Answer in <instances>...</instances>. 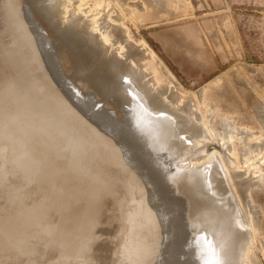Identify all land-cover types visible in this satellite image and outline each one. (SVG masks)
<instances>
[{
    "label": "rangeland",
    "instance_id": "obj_1",
    "mask_svg": "<svg viewBox=\"0 0 264 264\" xmlns=\"http://www.w3.org/2000/svg\"><path fill=\"white\" fill-rule=\"evenodd\" d=\"M36 1L39 4L36 3L35 0H33L32 2L37 4V5L35 4V6L39 7L38 9L36 8L38 11L40 10L39 12H37V10L33 9V8H35V6L33 5L34 3L32 4L31 0H26V1L25 0L24 1L16 0V2H15V0H0V65H2V66H0L2 68V69L0 68V76H1L0 77L1 78V80H0V91L2 90L1 92H3L4 96H6L5 97L6 99H5L3 97V95L0 93V96H1L0 102H2L5 106L9 105L7 107H5V106L3 107V106H1L2 103H0V108H2L0 110L1 111L0 123L2 124V125L0 124V136L2 137V139L0 137V244L2 245V246H0V251H1V253H0V264H28V263L29 264H48L49 262L51 264H106V263H108V261L110 264H112L113 262H114V264H123V263L124 264H127V263L133 264V262H134V264H202L201 263L202 260H200V257H199L200 254L198 255V252H197L199 250V248L201 247V244H199L200 247L198 248V242L195 241V240H197L196 235L191 234L192 231H195L193 229L194 228L193 225L195 224L194 223L195 218L198 219V217L196 215H198V216L201 215V218L203 217V215L210 216L209 220L212 219L211 223H214L215 225L217 224L215 226V228H217V231H220L219 228H224L225 225H228L227 221H229L230 223L233 224L232 225L233 228H230L231 234L229 236H225V235L219 236L218 235L219 236L218 241H216V244H214V246L212 247L213 253H211V254L214 256L208 254V255H205V257H208V258L212 257L211 261H213L212 259L215 258L216 256H217L216 258H218L219 255L221 256V254H219V252H217V251H220V250L222 251L224 248H226L229 251L228 256L230 258H233L234 256H236L234 254L237 253L236 251L238 250V247H239V245H238L239 240H242V238L244 240L246 238L248 247H246L242 251L243 252L242 255L244 256V258L246 256V258L245 259L243 258V260L241 259L242 260L241 264L243 261H244L243 264H264V189H263L264 177L262 178V176L264 175V172H263L264 171V168H263L264 164H262V163L259 164V162L262 159H263V161H261V162L264 163V158H263L264 157L263 156L264 155V153H263L264 152V143L262 144V142L264 141V129H263L264 128V122H263L264 121V117H263L264 116V109H263L264 106H262V105H264V101H263L264 100L263 99L264 98V0H176V2L174 0H171L172 2H169V3H168V1H170V0H158V1L157 0H85V1L84 0H71V4L74 3L75 5L70 4L73 7V8L71 7L70 9H78L79 7L75 8L76 5L78 6L81 4L80 5L81 8H79V10H81L83 13L84 8H85V12H84L85 17L83 14H81V11L78 10V12L76 11L78 13V15H75L76 13L74 12V17L72 20L79 22V23L81 20V24H83L84 21L86 22L89 20H91V21L95 20L94 25H98L97 27L99 28L98 29L96 26H94L92 28V30L95 33L91 29H88V31H87V29H84L82 27H81V31H80V24L72 25V23H73V22H71L72 20L68 21L70 24L65 22V24H67L68 27L67 26L65 27V25H59L58 20H56V17L58 15H54V14H57V12L52 11V10H55V8H54L55 4L66 2V1L69 3L70 2L69 0H57V1H55V0H36ZM47 1L48 2L50 1L52 3H50V2L48 3ZM14 2H15V4H14ZM167 3L169 5H167ZM27 4H28V7H27ZM49 4L52 7L49 8ZM24 5H25V7H24ZM32 6H34V7L32 8ZM158 6L160 8L157 9ZM26 7L28 8V10ZM30 9H31V12H30ZM86 10L88 11V14H87ZM22 12L24 14H22ZM53 12H54V14H53ZM29 13H30V15H29ZM35 13H36V15H35ZM38 13H41V14H38ZM42 14L45 18L44 20L45 21L47 20V22L49 23V28L52 27L50 22H53L52 23L53 24L52 29H54L56 31L54 33V32L49 30L47 32L48 33L47 36L54 38V39L57 36L58 37L60 36L59 38L64 36V41L67 42V45H69L68 48H70L72 51L71 57L72 58L74 57V59H73L74 62L72 60V65H70L69 62L65 64L66 67L64 64L61 65L64 62V60H62V58H60V57H64V56L60 55V53H63L62 47L60 48L61 49V51H60V49H58V47L56 46V48L59 50V52L56 48H55V50L53 49L55 51V52L53 51L54 53H51L52 51L50 52L49 48L51 46H54V44L52 43V41L46 40V36H45L46 34H45L44 29H47L46 28L47 22L45 23L46 27H43L44 23L42 21L40 23ZM89 14L91 15V17ZM32 15H33V17H32ZM82 15H83V17H82ZM92 15L95 18H92L93 17ZM37 16H39V19H37ZM75 16L77 17L76 20L74 19ZM88 16L90 18H88ZM34 17H35V19H34ZM96 18H98L97 21H99V19L100 20L103 19V20L100 21V23L99 22L97 23ZM32 19L35 22H33ZM42 19H43V17H42ZM48 19H49V21L50 20L51 21L49 22ZM113 22H114V24H113ZM111 23H112V25H111ZM115 23H117V24H115ZM27 24H28V26H27ZM104 24H106V25H104ZM29 25H31L33 27V30H30L32 27H30ZM50 25H51V27H50ZM118 25H121V26H118ZM37 26H38V28H37ZM72 26H74V27L72 28ZM109 26H110V28H109ZM104 27H105V29H104ZM74 28H76V29H74ZM77 28H79V29H77ZM95 28L99 32H96L97 30L95 31ZM66 29H68V30H66ZM106 29L107 30L109 29L110 31L111 30L112 31L109 32V30H108L106 32ZM118 29H120V30H118ZM121 29H122V31L124 30V32H122ZM37 30H39V31H37ZM70 30L72 32H70ZM84 30H86V31H84ZM57 31L59 34L57 33ZM78 32H80V34ZM89 32H90V34H89ZM105 32H106V34H105ZM76 33L79 34L80 37ZM101 33H104L105 36H108L110 34L111 36L109 35V38H108L109 41L108 40L107 41L102 40V38H100L101 36L99 35ZM107 33H108V35H107ZM121 33H124V34H121ZM52 34H55V35L52 36ZM120 34H121V36L124 35V37H121ZM112 35L116 36L117 38L113 37ZM92 36L94 38H92ZM35 37L38 38L37 42H36ZM78 37H79V41H78ZM73 38H76V41ZM80 38H81V40H80ZM111 38L114 40H112ZM123 38H125V39H123ZM126 38L127 39L129 38V39L127 40ZM89 39H91L92 41ZM98 39L99 40L101 39V41H97ZM41 40L43 41V43ZM44 40H45V42H44ZM55 40H57V38ZM110 40L113 42H111ZM122 40L124 41V43L123 42L121 43ZM126 40H127V42H129V40H130V42L131 43L133 42V43L127 44ZM85 41H87V42H85ZM103 41L107 42V43H104ZM117 41L120 43V45L122 44L123 47L120 46ZM142 41L145 42L146 45L153 51L155 58L163 65L162 67L165 68L170 73V75L174 78V80L172 79V82H174L173 84L175 86L172 84V82L170 85H168L167 83H166V85H164L165 83H162L163 85L162 84L158 85V83L156 84L155 82L152 83L153 80L154 81H156V80L154 79L153 71L152 70L150 71V69L154 68V70H156V76H157L159 74L157 71L158 66H156V64L153 62L149 63L148 61H145V60H144L145 62L142 61L143 59H141V58H143L142 57L143 53H142L141 49L138 47V45ZM77 42H80V43H77ZM83 42L85 44H83ZM109 42H111L110 45H109ZM115 43L118 44V47H119L118 51H120L121 54L118 51H116L115 48L117 46H115V45H117V44H115ZM125 43L127 46L125 45ZM135 43H137L136 47H135ZM42 44H44V45H42ZM79 44L80 45L82 44V45L80 46ZM106 44L108 45V47ZM76 45L77 46L79 45L78 46L79 48L82 46L83 47L79 51V48ZM125 46L127 49L125 48ZM70 49H69V51H70ZM125 49H126V51H125ZM88 50H90L89 52H91V53H89ZM110 50H111V52H110ZM114 50L116 52H118L117 53L118 56L119 55L121 57L123 56V58H121L119 56L120 57V59H119V57L116 56L117 54L115 53ZM130 52L133 54H131ZM140 52L142 53L141 55H139ZM82 53L84 55H86L85 56L86 58L84 57V60H83V55H81ZM112 53L115 56H113ZM93 54L95 56H93ZM101 54H103V55H101ZM96 55H97V58H96ZM46 56H48V58ZM54 56L57 58V60H58L57 62H56V60H54V59H56ZM58 56H60V57H58ZM107 56H109V59ZM132 56H134L135 58H133ZM51 57L53 58L54 61L52 60ZM103 57L105 60H103ZM110 57H112V59ZM116 57H117V59H116ZM85 59H86L87 63L85 62ZM122 59H124V60H122ZM128 59H129V61H128ZM132 59H133V62H132ZM49 60H51V61L49 62ZM140 60L142 61V63L143 62L145 63V64L144 63L143 64L145 65L146 68L147 67L150 68L149 70H147L145 68V70H147L146 71L147 74L145 72H143L145 70H142V68L144 66H143V64L140 63ZM61 61H63V62L61 63ZM75 61H76V63H75ZM91 61L92 62L94 61V63H96V64L91 63ZM134 61H136L137 64L140 63V66H142L141 70L139 71V75L141 76V78H140V76H138V73H135V71L132 68L133 65H131V62L135 64ZM123 62H125V63H123ZM77 63L79 66H77ZM75 64H76V69L74 68ZM99 64H101V65L99 66ZM161 64H159V65L161 66ZM67 65H69L71 68ZM85 65H87L86 69H85ZM92 65H94V66H92ZM106 65H108V66H106ZM63 66H64V68H63ZM125 66H126V68H125ZM3 67H5L6 69ZM53 67H54V69H57V70H55V72H54ZM155 67H157V68H155ZM66 68H68L70 70H68V72H67V70L65 71ZM77 68H79L78 71H77ZM88 69H89V72L91 71L92 77L89 75L90 73L88 72ZM96 69L98 70V72ZM127 69H128V71H127ZM12 70H15V72ZM4 71H6L7 73ZM71 71H73V72L75 71V72L73 73ZM79 71L84 73L86 76L84 74L80 73ZM119 71L120 72H124V71L129 72V74L131 73V74H134V76H136L135 80H136L137 85L141 88L143 93H145V94L148 93L147 95H149L148 99L146 101V102H148L147 103L148 105L145 103H142V102H144L143 99H142V101H141V99H139L140 101L136 100V99L135 100L134 99L133 100L128 99L129 102L126 100L127 103L125 101V98H122L123 100H121V96H119L120 93H118L117 91H115L113 88L110 87V83L112 81H115L114 78L118 74ZM141 71H142V73H141ZM12 72H14V73H12ZM66 72L68 74H71V75H68ZM115 72H116V74H115ZM77 73L80 74L81 80H80V77H78L79 75ZM99 73H100V75H98ZM76 74L78 76H76ZM6 75H8V77ZM62 75L64 78L62 77V79H61ZM93 75L95 77H93ZM142 75L144 77L147 76V77H145L146 79L143 78ZM9 76H10V79L12 78V80L9 79ZM11 76H14V77H11ZM87 76H89V79L87 78ZM96 76L97 77L100 76V77L97 78ZM148 76L150 79L148 78ZM159 76H157V78H159ZM218 76H219L220 81H218L217 83H214L213 85H210L206 90H204V91L202 90L201 86L203 87L204 85L208 84L209 82H211L214 78H216ZM83 77L86 78L85 80L87 81V84H86V82L82 84V82L85 81V80H82ZM75 78H77L79 80H77V79L75 80ZM91 78L92 79L97 78L96 82L100 81L98 83L99 85H97V86L94 85V84H96V82L94 81L95 79L92 80ZM64 79L67 83L64 82ZM90 80L92 81V87L89 86ZM144 80H145V82H146V80H150L149 83H151V86L148 84H145ZM12 81H13V83H12ZM79 82H80V85H79ZM142 82H143V85H141ZM31 83H33V85H34V88L32 89L33 91H30L31 88L33 87ZM103 83H105L104 86H103ZM5 84H6V86H5ZM15 84H17V85H15ZM84 84H86V85H84ZM154 84L159 86L158 87L159 92L157 91V86ZM144 85H146V86H144ZM172 85H173V87H172ZM26 86H28V87H26ZM68 86H70V88ZM100 86H101V88H103L104 91L102 89H100ZM161 86L162 87L164 86L165 88L164 87L162 88ZM5 87H7V88L11 87L13 90L11 91L9 89L10 91H8V89ZM29 87H30V90L28 89ZM84 87H85V90H84ZM94 88H95V91L92 90ZM144 88H146L147 90L146 89L143 90ZM150 88H151V90H150ZM3 89L6 90V92ZM64 89H65V91H66V89H69V90H67L65 93ZM90 89H91V91H90ZM106 89H108V90L110 89L109 91L112 90L113 92L112 91L108 92ZM148 89H149V91H148ZM166 89H167V91H166ZM14 90L17 92V94L19 93L18 97L12 96L14 94L16 95V92ZM23 90L25 91V93L27 92L28 94L27 93L25 94L23 92ZM101 90L103 91V93ZM161 90L163 91V93ZM173 90H175L176 92L174 91V93H173ZM183 90H186V91H183ZM199 90H202V91H199ZM35 91L37 92L36 93L37 95L34 93ZM44 91H45V93L41 95V93H43ZM87 91L90 92V94H88ZM92 91H93V93H92L93 95L91 94ZM105 91H107V92H105ZM144 91H146L147 93ZM187 91H190L189 94ZM197 91H198V94L200 92H201L200 95L203 94L202 96L199 95V97H201V98H199V97L197 98L196 96H198V95L193 93V92L197 93ZM11 92H12V94H11ZM21 92H23V93H21ZM59 92L60 93L62 92V94H60ZM86 92H87V94H86ZM94 92H95V96H94ZM178 92H180L179 93L180 95H178L179 97L177 96ZM182 92L184 95L181 94ZM6 93H7V95H5ZM101 93L104 95L107 93L105 95L106 98L109 97L107 99H110L111 97H112L111 99H113L115 101H116V99H117V101L120 99L119 101H121V102L118 101L119 102L118 104H119V106H120V103L123 104V105H121L123 107V110L120 109L122 107L116 108V106H115V111L117 113L114 111V108H113V113H111L112 107H114V105L112 106V104H111L112 101L106 100L107 106L111 102L110 103L111 106L109 104V111H110V108H111V111L107 112L108 107L105 104V100H104L105 97H102L104 95H102ZM108 93L112 96L110 97V95ZM157 93H158V96H156ZM166 93H168V94H166ZM170 93H171V96H170ZM9 94H11V96ZM57 94H59V95H57ZM191 94H192V96H191ZM194 94L196 96H194ZM26 95L30 96V97L28 96L30 101L27 100L28 97H26ZM40 95L41 96L44 95V97H41ZM49 95L53 96V97L49 98L50 97ZM54 95L57 96V98L60 97V99L55 98ZM174 95H176V96H174ZM7 96H9L11 98H8ZM39 96L41 98H39ZM45 96L49 100L54 99V101H59L60 103L59 102H52L53 100L51 102L50 101L48 102V101H46L48 99L45 98ZM183 96H187V97H183ZM19 97L20 98L22 97V99H20ZM23 97H25L24 100L26 99V101L28 103H26V102L24 103ZM94 97H98V98L94 99ZM99 97L102 101L99 100ZM161 97H164V98H161ZM190 97H192V98H190ZM3 98H4V100H3ZM18 98L20 99V101L21 100L23 101V102L21 101L22 105L24 103L23 106L25 108H27L28 111L24 108H23L24 110L22 109L23 111L20 110L22 105H20L21 103H19L20 101ZM114 98H116V99H114ZM165 98L167 101L165 100ZM178 98H179V100H178ZM180 98L181 99L184 98L185 101L182 100L183 104L180 101ZM9 99H12V101ZM43 99H45V100H43ZM62 99H63V101H62ZM162 99H164V100H162ZM170 99L172 100V102ZM191 99H192V101H191ZM6 100L8 103L5 102ZM79 100H81V101H79ZM186 100L189 102V104H187L188 102ZM82 101H83V103H82ZM161 101H163V102H161ZM165 101L168 102V104L164 103ZM173 101H176V102H173ZM260 101L262 104L260 103ZM10 102H12V103H10ZM13 102H15L17 104L19 103L18 106ZM46 102H48V103H46ZM98 102H100L99 103L100 106H99ZM153 102H154V104H153ZM169 102L171 104H169ZM61 103L65 104V105L62 104L64 107L61 105ZM81 103L83 105H81ZM101 103H103L102 106H101ZM130 103L132 105H135L136 108L134 111H133L134 106H132V108H130V109L128 108L131 106ZM172 103L175 105H172ZM179 103H181V107L183 108V110L186 108L184 111L180 110V112H182V113H179V109H177L178 107H180ZM12 104H14V105L10 106ZM43 104H46V105H43ZM118 104H117V107H118ZM141 104L142 105L144 104L143 108H142ZM151 104H153V105H151ZM165 104H167V105H165ZM176 104H178V105L176 106ZM185 104H187V105H185ZM191 104H193L195 109H193V110L191 109V108H193V106L190 107ZM124 105H126V109H124ZM188 105H190V106H188ZM195 105H197V106H195ZM14 106H15V108L17 106V108L19 110H16L14 108ZM154 106L155 107L163 106L166 111L170 110L172 112V114H171L172 117L170 116L171 118L175 119L176 121L180 119L183 122H185V124L187 123L186 125H187L188 129H186L184 132V134L187 137L184 134L182 135L184 137H183V141H180V146L179 145L174 146V144H177L178 142L176 143L174 140L173 141L174 143H173L171 140H169L170 137H169V139L166 137L165 140L160 142L162 145L165 143V145H166L165 147L169 151H172V156H170L168 154V151L167 152L165 151L166 150L165 147H163V146L160 147V143L157 146L158 149H160V150H158L156 148L153 149V145L156 147V145H157L156 140L159 139L157 137L158 134H154L155 132L153 133V130L151 132L149 128L147 129L146 127H144L143 128L144 130L142 129V132L147 130V132L145 134V132L142 133L141 130L138 129L139 127L137 128L138 125H135L134 122H129V118L134 117L133 119L134 120L136 119L135 121L141 119L144 122L149 121L147 123H149V124L151 123V125H153V126L155 125V123L157 125L159 124L158 127H161L163 130H168L171 127H173L175 124L171 125V123H172L171 120H169L167 122L166 119H164V116L159 117V116L155 115V112H154L155 110H153L154 114H153V112H151L152 109L155 108ZM9 107H11V109H13L14 111L16 110V111L12 112L11 109H8ZM171 107L172 108L175 107V108L172 109ZM188 107H190V108H188ZM5 108L7 110H10V112L9 111H8L9 113L6 112ZM91 108H92V110H91ZM127 108L131 111H129ZM259 108H262V110ZM36 109H39V110H37L38 116L36 114L37 113ZM150 109H151V111H150ZM196 109H197V112H199V113L196 112ZM3 110H5L4 113H3ZM121 110L124 111V113H127V111L125 112V110H128L129 112H128V114H124V113H122ZM139 110H140V112H139V114H137L138 112H136V111H139ZM148 110L151 112V114L150 113L149 114L152 116L148 115V112H149ZM172 110H174V111H172ZM190 110H192V111H190ZM18 111H20V112H18ZM71 111L73 114L71 113ZM132 111L136 112V113H134V115L137 114L136 115L137 118H136V116H133ZM206 111H208L207 112L208 115H207ZM5 112L7 113L8 116L6 115ZM24 112H25V114L23 116L22 114ZM26 112H27V115H26ZM92 112H94V113L92 114ZM114 112L118 115V117L114 114ZM175 112H176V114H175ZM20 113L22 116L20 115ZM28 113H30L34 117H32L31 115L28 116ZM49 113H50V115H49ZM90 113H91V115L88 116ZM129 113L131 114L130 115L131 117L129 116ZM187 113H189V114H187ZM2 114H4V115H2ZM45 114L46 115L48 114L50 117L48 115L44 116ZM122 114H123V118H125L126 123H124V121L121 122V120H119L120 115H122ZM140 114H141V117L145 116L147 119L145 120L144 119L145 117H143V119L141 117H139ZM191 114L192 115L197 114L196 116L193 115L195 120H194V118H192L193 116L189 117V115H191ZM209 114H210V116H209ZM256 114H257V116H256ZM5 115L7 116V118L9 117V115L11 117L8 120H6V118H4ZM125 115L126 116L128 115L129 117H124ZM54 116H55V118H53ZM149 116L153 117L154 119L152 120ZM199 116L201 117V119ZM260 116L262 119L260 118ZM29 117H31V118H29ZM48 117H49V119H48ZM67 117H69V118L71 117L70 118L71 120L69 121V118L67 119ZM114 117L116 120L114 119ZM196 117H199V119ZM212 117H213V119H212ZM2 118H4V119L2 120ZM56 118H58V121L54 120ZM64 118H66V119H64ZM123 118H122V120H123ZM59 119H61V120L59 121ZM62 119H64V121ZM155 119L159 120L158 123L156 122L157 120H155ZM196 119H198L199 121ZM5 120H6L7 125H5V122H4ZM16 120H17V122H16ZM44 120H48L49 123H48V121H47V123L49 125H47L46 121H44ZM53 120H54V122H52ZM65 120L67 122H71V123L76 124L77 126L76 125H74V126L77 129L80 128L81 130L80 129L77 130L76 128L74 129L73 128L74 126H72V128H71V123L68 124L70 127H67V125L64 123H63V125H66V126H63L61 122H66ZM132 120H130V121H132ZM160 120H163V121H160ZM7 121H9L10 124ZM18 121H20V124ZM41 121H42V123H41ZM43 121L46 124L44 126L45 129L43 126H42L43 128L41 127V125H43ZM96 121H98V122L95 123ZM194 121H197V122H194ZM15 122H16V124H15ZM21 122H22L23 126H22ZM127 122H129L128 123L129 125H127ZM166 122H167V124H166ZM198 122L199 123L201 122L200 123L201 126H200V124H197ZM224 122H226V123H224ZM11 123H12V125H11ZM24 123H25V125H26V123H28V124L30 123V124L29 125L27 124L25 127ZM39 123H41V124H39ZM50 123H52V125L56 126L55 130L52 129L53 126ZM57 123H59V124L61 123V126ZM130 123H131V125H130ZM133 123L136 126L135 127L136 131L133 128L134 126H132ZM168 123H169V125H168ZM195 123H196V125H194ZM220 123L224 126V129H223V126H222V128L219 127V126H221ZM56 124L59 126H57ZM138 124L140 125V123H138ZM10 125L11 126L14 125L13 128L12 127L10 128ZM20 125L22 128L25 127L27 130H28V126H29V130L27 131L26 129H22L21 127H19ZM30 125H32V127ZM33 125L35 126V128ZM38 125H39V127H38ZM2 126H4L5 128H3ZM15 126L18 127L17 128L18 130L16 129ZM49 126H52V128ZM129 126H131L130 127L131 129L129 128ZM188 126H191L192 129H190V127H188ZM36 127L39 130V132L37 131ZM58 127H59V129H60V127H63V128L61 130H59ZM64 127L67 129H64ZM163 127L164 128L167 127L168 129L167 128L164 129ZM126 128L130 129V130H127ZM145 128H146V130H145ZM216 128L218 130L219 129H221V130L216 131ZM5 129H6V131L10 129L9 130L10 132L7 131L6 133H4ZM12 129H14L16 131H13ZM20 129H21V131H20ZM209 129L210 130L212 129L211 131H213V132H211ZM2 130H3V132H2ZM31 130H33V131H31ZM34 130H35V132H34ZM44 130L46 131L47 135H49V137H47L45 132H42ZM47 130H50L52 132L51 133H50V131L47 132ZM63 130H64V132H62ZM69 130L70 131L72 130L73 132H70ZM75 130L81 131L80 133H82V135H83V137H82V135L80 134L79 137L81 139L77 138L79 135V132L77 133V131L75 132V133H77L76 134L77 137H76V135H71L72 133L75 134L74 133ZM137 130H139V131H137ZM17 131H18V133L15 134V132H17ZM24 131H26L27 133ZM30 131H31V133H30ZM149 131L151 133H153L156 136V138L153 135H149V133H150ZM189 131L191 132V133H189L190 135L187 134ZM19 132H22L23 134L26 133V134L23 135ZM136 132H138V134ZM139 132H140V134H142V137L139 134ZM10 133L13 134V136ZM60 133H64V134L60 135ZM132 133H134V134H132ZM205 133H207V135ZM209 133H213L215 135H213V134L209 135ZM230 133H231V135H230ZM8 134H10V135H8ZM50 134L53 136H51ZM147 134L151 138L154 137L156 143H152V142H154L153 138L151 140H148V139H150L149 136H148V139H146L145 137L147 136ZM199 134H201V135H199ZM203 134L206 135L205 138L203 137ZM221 134H222V136L224 135V137H221ZM43 135L47 138H45ZM63 135H64V137H63ZM144 135H145V137H144ZM197 135H199V136H197ZM229 135L232 137L231 139H230V137H227ZM21 136L22 137L26 136V138H24V137L21 138ZM207 136L208 137L210 136V138L208 139ZM214 136H217V137H214ZM260 136L262 138H260ZM10 137H11V139H10ZM69 137L71 139H69ZM75 137H76V139H75ZM138 137H140V139L142 138L141 139L142 141H140V139ZM218 137H221V138H218ZM3 138H7V139L4 140ZM82 138H83V140H82ZM136 138H138V139H136ZM144 138H145L144 141L145 142L147 141L146 143L143 141ZM184 138H186V140ZM190 138H193V139H190ZM200 138L207 139L208 141L206 143H205L206 140H204V142H202L203 140ZM212 138H213V140H211ZM214 138H216V140ZM225 138H226V140L224 142V140H222V139H225ZM45 139H47L48 142ZM219 139H221V141ZM244 139H246V140L250 139L252 142L249 140L250 141V143H249V141L247 140V142H248L247 143L246 140H244ZM260 139L262 140V142ZM72 140H74V141L77 140L76 142H78V144L79 143H81V144L77 145V143H76V145H77V147H76L75 142ZM78 140H80V141H78ZM181 140H182V138H181ZM192 140H195V141L192 142ZM196 140H198V141L200 140L199 146L196 145L198 143V141H196ZM210 140H211V142H210ZM212 141H214V142H212ZM218 141H220V142H218ZM228 141H229V143H227ZM243 141L245 143H242ZM137 142H140V143H137ZM195 142H197V143H195ZM221 142H223V144H221ZM73 143H74V145H72ZM118 143H119V145H118ZM182 143H183L182 148L185 147V149H183V151L180 148L182 146ZM185 143H186L187 147L185 146ZM201 143H204V144L201 145ZM207 143H209V144H207ZM26 144L28 145V147L31 146L30 148H32V149L29 148L30 151H29V149H27L28 147L26 146ZM148 144H150V145H148ZM215 144H220L221 146H219V145L217 146ZM248 144L249 145L251 144L250 147L247 146ZM253 144L255 145V147ZM145 145L146 146L148 145L147 146L148 148L145 147ZM226 145L228 147H226ZM23 146H26L27 148L23 147ZM150 146L152 147L151 148L152 150L150 149ZM173 146H174V148H173ZM206 146H209V147H206ZM244 146H246V148H244ZM176 147L177 148L179 147L180 151L182 152V155L184 154L183 157H181V153L178 152L179 149L177 151ZM197 147L198 148L200 147V148L198 149ZM205 147L207 149L210 148L207 150L208 153H213L214 151L212 152L211 148L213 149L215 147L214 148L215 151H218V152H220L221 155H223V154L224 155L220 156L217 152H215L216 155L215 154L214 155H210V154L208 155V153L205 151L206 150ZM242 147H243V149H242ZM194 148H197V149L195 150ZM222 148H224V149H222ZM226 148L228 151H226ZM26 149H27V151H26ZM155 149H156V152L152 153L151 151H155ZM175 149H176V151H174ZM216 149H218V150H216ZM220 149H222V150H220ZM244 149L248 150V151H246L247 153L245 152ZM256 149L258 151H256ZM147 150H151V151L147 152ZM157 150H158V153H157ZM187 150H189V153L185 152ZM127 151H128V153H127ZM159 151H161V152H159ZM203 151H205V152L203 153ZM222 151H224V153H222ZM231 151H232V154H231ZM30 152L35 157V159L30 155ZM125 152H126V154H124ZM225 152H227L226 155H225ZM244 152L246 153V155L248 153H250V154L252 153L251 155H254V153H256L257 156L261 154L260 155L261 157L259 156L260 157L259 158L255 155L254 157H251L248 160V158H247L248 155L244 156L245 155ZM257 152H258V154H257ZM122 153H123V155H122ZM176 153L179 156H174V155H176ZM151 154H154L155 156H153ZM158 154H162L163 156L162 155L160 156ZM170 154H171V152H170ZM200 154H201V157H200L201 160H200V158H198L200 156ZM206 154L208 155V161L207 162H206L207 157H206V159L203 158ZM227 154L229 155V157L227 156ZM230 154H231V156H230ZM250 154L248 157H250ZM127 155H129V156H127ZM157 155H158V157H157ZM197 155H198V157L195 158ZM168 156L173 157V159H174V160H172V158H171V161H172L171 164L168 163V162H170L169 161L170 159L166 160L168 158ZM193 156H194V158H193ZM211 156L213 159L212 162L210 161L212 159L211 158L209 159V157H211ZM213 156H215V158ZM216 156L219 158V160L221 158L220 161L217 160L219 164L223 162L222 165L220 164L221 166L218 165V163H216L217 165L214 164V162L216 161L215 159H217ZM130 157H131V159L133 158L132 161H131ZM154 157H156V159ZM175 157H177V158L180 157V158L177 159ZM224 157H225V159H224ZM231 157H233V158H231ZM244 157H245V159L247 158L248 161L247 160L246 161L249 164H247V162H244V160H243ZM36 158L39 159V161H40L39 164H38V162H36V161H38V160H36ZM161 158L165 159L164 161H167V162L163 161L164 164H167V166L163 165L164 168H158V165L161 164L160 163L162 160ZM202 158L205 160L206 163L202 161ZM227 158H229V159L226 160ZM32 159H34V160H32ZM188 159H191V160L193 159V161H192L193 163H191V160L189 162ZM197 159H199L200 161L198 163H195L197 161ZM256 159H258V160H256ZM157 160H158V162H156ZM226 161H228V162H226ZM233 161L235 163H233ZM124 162L126 163V165ZM131 162H132V164H131ZM200 162L202 163V165ZM209 162L211 163V165ZM251 162H252V164H251ZM121 163H122V165H121ZM128 163H129V165H128ZM194 163H195V166H194ZM203 163H205V165ZM253 163L254 164L256 163V164L253 166ZM20 164H21V166H20ZM108 164H110V166H112V164H113L115 169L113 166H112L113 168L108 166ZM172 164H174V165L172 166ZM199 164H200V166H199ZM208 164H209L210 168H211V166L213 167V170L209 169ZM99 165H101V166H99ZM102 165L105 166L106 170H109L111 172L107 171V173H105L106 170L103 169ZM196 165H198V167H202V169L196 168V169L200 170V171H198L195 168L194 169L191 168V167H196ZM206 165L208 166V171L211 172V170H212L214 172V173L209 172V174L211 175L210 178L214 177V179H215V181L214 180L211 181L212 182L211 186L214 187L213 188L214 190L212 191V193L214 194V191H215L214 196L216 199H214V197L212 196L213 194L211 192H208L209 187L203 189V186L201 185V183H199L198 185L195 184V181L197 180L198 176L204 178V176L206 177V175H207V178H209L210 175L207 174L208 173L207 169L205 170ZM214 165H216V166L214 167ZM229 165H231L232 167L231 166L228 167ZM258 165H260V166L258 167ZM19 166H20V169H19ZM40 166L42 167L43 172H42ZM127 166H129L130 168L132 167V168L130 169ZM170 166H172V167H170ZM184 166L185 167L188 166L189 168L186 167L187 169L185 168L183 170ZM226 166L228 168H225ZM108 167H110V169H107ZM203 167H204V171H202ZM216 167H217V169H216ZM43 168H45V169H43ZM111 168L116 170V171L111 170ZM171 168H172V170H171ZM173 168L175 169V171H177L178 174L174 173L175 171ZM190 168H191L190 172L191 173L193 172L195 174H193V173L189 174L190 172L189 171L187 172V170H189ZM232 168L234 169L233 173H232V170H233ZM164 169H167V170H164ZM214 169H216V170H214ZM222 169H223V171L225 170L224 173H222L223 172ZM228 169H229V171H228L229 173L226 171ZM253 169H255V170H253ZM257 169L259 170V172ZM39 170H40V172H42V174L39 172ZM230 170H231L232 178L234 180L230 176L231 175ZM236 170L239 171V173ZM241 170L243 171V173L241 172ZM121 171H123V173H121ZM205 171H206V174H203V173H205ZM116 172H118V174H121V175H119V176H117L118 174L113 175ZM171 172L174 174H172ZM220 172L222 173V175L220 174ZM249 172H251V173H249ZM256 172H258V173H256ZM261 172H263V173H261ZM179 173H182V175H180ZM234 173H236L235 174L236 176L234 175V177H236V179L233 177ZM253 173L257 174V175L253 176L254 175ZM198 174H200V175H198ZM225 174H227L226 178H224ZM239 174H241V176H239ZM248 174H250V175L252 174V176H250ZM144 175H147L148 177L146 178V176H144ZM192 175L194 177L193 181H192V177H191ZM218 175L223 176V178H222L223 180H220L221 176L219 178ZM247 175H248V177L249 176L250 177L248 178ZM15 176H17V178ZM175 176H178V178L179 177L180 178L177 179V177H175ZM245 176L248 179L245 178ZM21 177H22V179H21ZM182 177H185L184 180L186 181V183H185V181H183ZM238 177H239V179H238ZM243 177H244V179H243ZM35 179L36 180L39 179L37 181V183H38L37 189L41 193H44V194L47 193V194H50L51 196L39 194L36 192L35 187H34ZM237 179H238V181H237ZM251 179L254 181L256 180V181L254 183H252L253 181ZM41 180L42 181L44 180V181L42 182ZM45 180H47V181L45 182ZM177 180H182L184 182V184H186V187L188 186V184H189L188 187H190V186L191 187L186 188V187H184L183 182L181 184V181H177ZM227 180H229L230 183L229 182L225 183V181L227 182ZM244 180H246V184H248L247 188L245 187L246 185H245ZM218 181L219 182L224 181V182L219 184ZM235 181L237 182V184L239 181H241V182H239V184H241L244 181L242 183V185L245 188H243V186L239 185V184L238 185L241 186V188H239V186L237 187V184H235ZM249 181H251V182H249ZM187 182H188V184H187ZM231 182H233V183H231ZM262 182H263V184H262ZM96 183H98V184H96ZM100 183H102V184L100 185ZM175 183H178L177 185L180 186L179 187L180 190H181V185H183L182 186V189H183L182 192L179 189H177L178 186H176ZM44 184H45V186H44ZM227 184L228 185L230 184L231 186L232 185H236V186H232V188H230L231 186L229 185L230 186L229 187ZM257 184H259V185H257ZM42 186H43V188H42ZM223 186H225V187H223ZM227 186L234 191L231 190L232 193L229 194L230 190H227L228 189V188H226ZM250 186L253 189H251ZM254 186L256 187V189H254L255 188ZM233 187H237V188H233ZM184 188L186 190H189L190 192L192 191L191 195L197 194L198 197L195 195L194 196L196 198H199V201L197 199V201H198L197 202L195 200L196 198L194 196L190 195L191 197H189V195H188L189 191L187 193V191ZM217 188H219V189H217ZM175 189L178 191H176ZM244 189H246V190L244 191ZM250 190L254 194L251 193ZM253 190H255V191H253ZM183 191H186V192H183ZM223 191H228L227 193L229 194V196L227 193H225ZM239 191H241V192L243 191V193H241ZM200 192H201V194H200ZM205 192L207 194H205ZM235 192H236V194H235ZM244 192L246 193L247 196H244L245 195ZM84 193H86V194L84 195ZM177 193H179V194H177ZM249 193L253 196H251ZM183 194H185V195H183ZM179 195H181V196H179ZM209 195L211 197L210 198L211 200H209ZM243 196H244V198H243ZM178 197L179 198L181 197L180 202H179ZM203 197H204L205 202L203 200ZM227 197L229 200L227 199ZM53 198L58 203V205H59L58 207H57L56 202L53 200ZM193 198H195V199L192 200ZM231 198H233V199L235 198L236 200L235 199L234 200L236 202L241 201L243 199V201H242L243 204H242V202H237V205H236L235 201L233 199H232V202L233 201L234 202L231 203L230 202ZM188 199L191 201V203ZM245 199H246V201H245ZM184 200L189 201L188 204H189L190 212H191L192 216L190 215V212L187 211V210H189V207H188L187 201H184ZM212 200L214 202H211ZM251 200H254V201H252L253 203L251 202ZM47 201H49V202H47ZM181 201H183V203L185 202L184 203L185 205L184 204L183 205L187 206L188 209H187V207L185 208L182 204H180ZM194 201H196V203H198L199 205H197ZM215 201L218 204H216ZM221 201H223V202H221ZM247 201H249V203ZM44 202H45V204H44ZM102 202H103V204H102ZM254 203H256V204L254 205ZM195 204H196V206H194ZM244 204H246L247 208L244 206ZM190 205H192V206H190ZM222 205L224 207H222ZM60 206H62V207H60ZM217 206H218V209H217ZM254 206H255V209H252V208H254ZM108 207L110 210L106 209ZM198 207L201 208V210ZM238 207L241 210H239ZM58 208L59 209L61 208V209L59 210ZM146 208H147V210H146ZM182 208H184V210H186L189 214L186 211H184ZM226 208H227V210H226ZM230 208L233 212H231ZM235 208L241 212H238ZM101 209H102V211H101ZM243 209L244 210L245 209L246 210L251 209V210L248 213L246 210L243 211ZM91 210L92 211L94 210V211L91 213ZM194 210H197L198 213H197V211H194ZM215 210L219 211V213H220V211H224L226 213L228 212V214H226L227 215L226 221H221L222 219L221 220L218 219V217H216V216L219 215V213L218 212L216 213ZM234 210H235V213H234ZM85 211L90 212V213H86ZM106 211H108L109 214H107ZM193 211L196 212V215H194V216H193V214H194ZM199 211H202L203 213L199 214ZM99 212H101L102 214H100ZM146 212H148V214ZM230 212H231V214H230ZM236 212H237V214H239V213H241V214L237 215ZM183 213L185 215L187 213V215L185 216ZM243 213H246V214H243ZM251 213H252V215H251ZM256 213H258V215ZM89 214H91V215L88 216ZM126 215H128V216H126ZM147 215L149 217H146ZM229 215H230V218H229ZM236 215H237V217H239V216H241V217L237 218ZM247 215H248V217H247ZM93 216L98 217V218L97 219L93 218ZM243 216H244V220H246V221L243 220V218H242ZM90 217H91V220H90ZM257 217H259L258 220H257ZM80 218H85V219L81 220ZM124 218L127 220V222ZM135 218H136V220H135ZM139 218L141 220H139ZM222 218H224V217H222ZM59 219H60V221H62L61 222L62 226L60 225ZM77 219L78 220L80 219V220L78 221ZM98 219H99V222H98ZM123 220L125 222H123ZM187 220H189V222ZM232 220H234V222ZM80 221H81V223L84 222V224L86 223L89 226L87 227L86 224H85L86 226L85 225L83 226L82 225L83 223L81 224ZM132 221L133 222L135 221L134 224ZM197 221L199 223V220H197ZM242 221H243V223H242ZM95 222H98L99 224L97 223V226H96ZM100 222H101V224H100ZM190 222H192L193 225ZM186 223L187 224L190 223L189 226ZM200 223L198 225L201 226ZM252 223H253L254 227L252 226ZM91 224H92V226H95V227L90 226ZM246 224H248V225H246ZM59 225H60V228H58ZM104 226H106V228ZM243 226H244V229H243ZM84 227H86L87 229ZM89 227L90 228L92 227L93 230H92V228L89 229ZM99 227L101 229H99ZM189 227L192 228V231ZM255 227H258V228L254 229ZM15 228H17V229H15ZM30 228H31V230H30ZM237 228H238V230H237ZM246 228H248L249 231H247ZM59 229L62 231V233H60L61 231H59ZM188 229H190V232L188 231ZM231 229L234 230V233L237 232L236 233L237 235L233 234V230H231ZM251 229L253 230V232ZM110 230H112L113 235H112ZM133 230H135L136 233ZM93 231H95L96 233ZM102 231H104V232H102ZM139 231L141 233H139ZM143 231H144V233H143ZM241 232L245 233V235L243 234L242 237H241V234H239ZM75 233H76V235H74ZM78 234H80V235H78ZM94 234H96V235H94ZM93 235H94V238H92ZM193 235H194L195 240H193L194 239L192 237ZM234 235H236V236H234ZM238 235H239V238H241V239H239L237 237ZM104 236L106 239L104 238ZM142 236H144V237H142ZM67 237H68V239H67ZM71 237L72 238L74 237L73 240ZM139 237L141 239H139ZM232 237L234 239H232ZM247 237H248V239H247ZM75 238L78 239L77 240L78 242L76 241ZM34 239H36V241ZM111 239L113 241H111ZM236 239L238 241V244H237V241L235 244ZM250 239H251V241H250ZM5 240H6V243H5ZM66 240H68L69 245L66 243ZM99 240L101 241V243H104V240H105V243L101 245ZM40 241H41V243H40ZM95 241L98 244H96ZM107 241H108V243H107ZM122 241H123V243H122ZM143 241H144V243H143ZM192 241H193V244H192ZM32 244H33V246H32ZM56 244H58V245H56ZM61 244H62V246H61ZM191 244L193 245V247L195 249L197 248L198 250H195L193 247H191ZM28 245L30 248L28 247ZM73 245H74V247H72ZM119 245H120V247L117 248V246H119ZM195 245H197V246H195ZM3 246H4L5 250L3 249ZM17 246H18V248H17ZM34 246L36 247V250H35ZM56 246H58V247H56ZM37 247H40V248L37 249ZM111 247H112V249H111ZM121 247H122V249H121ZM235 247H237V248H235ZM123 248H125V249H123ZM137 249H139V250H137ZM234 249H236V250H234ZM157 250L159 252H157ZM42 251L45 254L42 253ZM106 251H107V253H106ZM109 251H111L113 253H111V252L109 253ZM135 252L138 254H136ZM188 252L190 254H188ZM47 253H49V254H47ZM101 254H103V255L101 256ZM106 254H110L108 256L109 258L105 256ZM119 254H120V256H119ZM17 255L18 256L20 255L19 258ZM38 256H39V258H38ZM45 256L47 258H45ZM129 256H131V257H129ZM103 258H105V259H103ZM129 258H132L134 261L132 259H129ZM208 258H207V261L205 259V261H206L205 264H207V262L209 260ZM22 259H24V260L22 261ZM112 259H115V260H112ZM123 259H125V260H123ZM141 259H144V260L141 261ZM33 260H34V262H33ZM211 261L209 260V262H211Z\"/></svg>",
    "mask_w": 264,
    "mask_h": 264
},
{
    "label": "bare ground",
    "instance_id": "obj_2",
    "mask_svg": "<svg viewBox=\"0 0 264 264\" xmlns=\"http://www.w3.org/2000/svg\"><path fill=\"white\" fill-rule=\"evenodd\" d=\"M22 1H24V0H22ZM25 1H26V0H25ZM32 1H33V0H31V2H32ZM55 1H57V0H55ZM69 1H70L69 3H68L67 1H66V2H62V1H61L62 3L55 4V7L53 6V7L55 8V10H52V9H51L52 11H56V12H57V14H54V12H53V14H54V15H58L57 17H58L59 19L56 17V20H58L59 25H65V27L67 26V24H65V22L69 23L68 21H69V20H72L73 17H74V12L76 13L75 15H78L77 12H78L79 8H81V7H80L81 4H80V5H78V6L76 5V7H75V8H78V7H79L78 9H70V8L72 7L71 5H73L74 3L71 4V0H69ZM84 1H85V0H84ZM157 1H158V0H157ZM174 1L176 2V0H174ZM15 2H16V0H15ZM15 2H14V4H15ZM35 2L38 3L36 0H35ZM47 2H48V1H47ZM49 2H50V1H49ZM49 2H48V3H49ZM169 2H172V1L170 0V1H168V3H169ZM24 3H25V2H24ZM28 3H29V2H28ZM33 3H34V2H32V4H33ZM36 3H34L33 5L35 6ZM50 3H52V2H50ZM55 3H56V2H55ZM160 3H161V2H160ZM168 3H167V5H169ZM29 4H30V3H29ZM38 4H39V3H38ZM70 4H71V5H70ZM187 4H188V3H187ZM17 5H18V4H17ZM36 5H37V4H36ZM74 5H75V4H74ZM160 5H161V4H160ZM167 5H166V6H167ZM34 6H32V8H33ZM24 7H25V5H24ZM27 7H28V4H27ZM27 7H26V8H27ZM50 7H52V6H50V4H49V8H50ZM162 7H163V6H162ZM184 7H185V6H184ZM184 7H183V8H184ZM36 8L38 9L39 7H38V6H37V7L35 6V8H33V9H34V10H37ZM72 8H73V7H72ZM104 8H105V7H104ZM158 8H160V7L158 6L157 9H158ZM166 8H167V7H166ZM181 8H182V7H181ZM24 9H25V8H24ZM27 10H28V8H27ZM103 10H104V9H103ZM39 11H40V10H39ZM39 11L37 10V12H39ZM76 11H77V12H76ZM79 11H81V10H79ZM161 11H162V10H161ZM27 12H28V11H27ZM30 12H31V9H30ZM56 12H55V13H56ZM84 12H85V8H84ZM84 12L82 13V11H81V14H83L84 17H85ZM86 12H87V14H88V11H87V10H86ZM79 13H80V12H79ZM154 13H155V12H154ZM22 14H24V13L22 12ZM38 14H41V13H38ZM87 14H86V15H87ZM29 15H30V13H29ZM35 15H36V13H35ZM83 15H82V17H83ZM89 15H90V14H89ZM23 16H24V15H23ZM41 16L43 17V19H42V17H41L40 23H41V21H42V22L44 23V26H43V27H46V26H45V23L47 22V20H46V21L44 20L45 18H44V16H43V14H42ZM92 16H93V15H92ZM32 17H33V15H32ZM46 17H47V16H46ZM90 17H91V15H90ZM90 17L88 16V18H90ZM102 17H103V16H102ZM70 18H71V19H70ZM76 18H77V17L75 16L74 19L76 20ZM92 18H95V17L93 16ZM34 19H35V17H34ZM37 19H39V16H37ZM46 19H47V18H46ZM83 19H84V18H83ZM83 19H82V20H83ZM32 20H33V19H32ZM87 20H88V19H87ZM97 20H98V18H96V21H97ZM102 20H103V19H102ZM102 20L99 19V21H97V23H98V22L100 23V21H102ZM106 20H107V19H106ZM26 21H27V20H26ZM37 21H38V20H37ZM44 21H45V22H44ZM48 21H49V19H48ZM50 21H51V20H50ZM50 21H49V22H50ZM108 21H109V20H108ZM33 22H35V21L33 20ZM71 22H73L72 25H75V24L78 25V24H80V31H81V27L84 28V29H87V31H88V29H91V30H92V28H93L94 26H96V27L98 26V25H94L95 20H94V21L89 20V21H86V22L84 21V23L82 22L83 24H81V20H80V23H79V22H76V21H74V20H72ZM50 23H51V25H52V27H53V24H52L53 22H50ZM104 23H105V22H104ZM29 24H30V23H29ZM35 24H36V23H35ZM69 24H70V23H69ZM106 24H107V23H106ZM106 24H104V25H106ZM108 24H109V23H108ZM113 24H114V22H113ZM115 24H117V23H115ZM36 25H37V24H36ZM36 25H35V26H36ZM46 25H47V27H46L47 29H44L45 34H46V35H45V36H46V40H47V41H52V43H53L54 46H55V47H54V46H51V47L49 48V49H50V52L52 51L51 53H54V52H55L54 50H55L56 46L58 47V49H60V48L62 47V49H63L62 52H63L64 54H63V53H60V55H62V56H64V57H60V56H58V57L62 58V60H64V62L61 61V63L63 62L61 65H63V64L65 65V64L68 63V62H69L70 65H72V60L74 59V57H73V58L71 57V53H72V51H71L70 48H68L69 45H67V42L64 41V36L61 37L62 39L59 38L60 36H59V37L57 36V37H56L57 40H55L56 38L54 39V38H51V37L47 36V35H48L47 32H48L49 30L52 31V32H54V33H55L56 31H55L54 29H52L51 25H50L51 28H49V23H48V22L46 23ZM111 25H112V23H111ZM27 26H28V24H27ZM29 26L32 27L31 25H29ZM70 26H71V25H70ZM100 26H101V25H100ZM100 26H99V27H100ZM113 26H114V25H113ZM115 26H116V25H115ZM118 26H121V25H118ZM54 27H55V26H54ZM67 27H68V26H67ZM73 27H74V26H72V28H73ZM76 27H77V26H76ZM78 27H79V26H78ZM28 28H29V27H28ZM35 28H36V27H35ZM37 28H38V26H37ZM48 28H49V29H48ZM97 28H98V27H97ZM109 28H110V26H109ZM118 28H119V27H118ZM121 28H122V27H121ZM51 29H52V30H51ZM74 29H76V28H74ZM77 29H79V28H77ZM98 29H99V28H98ZM102 29H103V28H102ZM104 29H105V27H104ZM30 30H33V27H32ZM53 30H54V31H53ZM56 30H57V29H56ZM66 30H68V29H66ZM96 30H97V29L95 28V31H96ZM108 30H109V29H108ZM108 30L106 29V32H107ZM115 30H116V29H115ZM118 30H120V29H118ZM34 31H35V30H34ZM37 31H39V30H37ZM37 31H36V32H37ZM84 31H86V30H84ZM92 31H93V30H92ZM101 31H102V30H101ZM111 31H112V30H111ZM111 31L109 30V32H111ZM121 31H122V29H121ZM70 32H72V31L70 30ZM70 32H69V33H70ZM93 32H94V31H93ZM93 32H92V33H93ZM96 32H99V31L97 30ZM103 32H104V31H103ZM106 32H105V34H106ZM119 32H120V31H119ZM122 32H124V30H123ZM32 33H33V32H32ZM50 33H51V32H50ZM57 33H58V31H57ZM78 33L80 34V32H78ZM87 33H88V32H87ZM94 33H95V32H94ZM113 33H114V32H113ZM35 34H36V33H35ZM58 34H59V33H58ZM60 34H61V33H60ZM76 34H77V33H76ZM79 34H77V35L79 36ZM89 34H90V32H89ZM105 34H104V33L99 34V35L101 36L100 38H102V40H104V41H107V40L109 41L108 38H109V35H110V34L108 35V33H107L108 36H105ZM118 34H119V33H118ZM121 34H124V33H121ZM121 34H120V36H121ZM54 35H55V34H52V36H54ZM62 35H63V34H62ZM67 35H68V34H67ZM99 35H98V36H99ZM114 35H115V34H114ZM116 35H117V34H116ZM70 36H71V35H70ZM72 36H73V35H72ZM74 36H75V35H74ZM93 36H94V35H93ZM93 36H92V38H94ZM110 36H111V35H110ZM112 36H113V35H112ZM118 36H119V35H118ZM75 37H76V36H75ZM79 37H80V36H79ZM79 37H78V41H79ZM82 37H83V36H82ZM90 37H91V36H90ZM113 37H116V36H113ZM121 37H124V35L121 36ZM125 37H126V36H125ZM35 38H36V37H35ZM40 38H41V37H40ZM87 38H88V37H87ZM92 38H91V39H92ZM116 38H117V37H116ZM58 39H59V40H58ZM73 39H75V41H76V38H73ZM83 39H84V38H83ZM91 39H89V40H91ZM111 39H112V38H111ZM123 39H125V38H123ZM126 39H127V38H126ZM128 39H129V38H128ZM128 39H127V40H128ZM37 40H38V38H36V42H37ZM65 40H66V39H65ZM80 40H81V38H80ZM85 40H86V39H85ZM95 40H96V39H95ZM112 40H114V39H112ZM115 40H116V39H115ZM118 40H119V39H118ZM120 40H121V39H120ZM127 40H126V42H127ZM41 41H42V40H41ZM87 41H88V40H87ZM87 41H85V42H87ZM91 41H92V40H91ZM97 41H101V39H100V40L98 39ZM104 41H103V42H104ZM110 41H111V40H110ZM131 41H132V40H131ZM39 42H40V41H39ZM44 42H45V40H44ZM103 42H102V43H103ZM111 42H113V41H111ZM111 42H109V45H110ZM117 42H118V41H117ZM122 42L124 43L123 40L121 41V43H122ZM42 43H43V41H42ZM52 43H51V44H52ZM77 43H80V42H77ZM104 43H107V42H104ZM104 43H103V44H104ZM118 43H119V42H118ZM128 43H131L130 40H129V42H127V44H128ZM132 43H133V42H132ZM132 43H131V44H132ZM83 44H85V43L83 42ZM115 44H117V43H115ZM136 44H137V43H135V47H136ZM42 45H44V44H42ZM63 45H64V46H63ZM79 45H80V44H79ZM79 45H78V46H79ZM81 45H82V44H81ZM81 45H80V46H81ZM94 45H95V44H94ZM104 45H105V44H104ZM106 45H107V44H106ZM111 45H112V44H111ZM119 45H120V43H119ZM123 45H124V44H123ZM125 45H126V43H125ZM76 46H77V45H76ZM76 46H75V47H76ZM78 46H77V47H78ZM88 46H89V45H88ZM115 46H117L115 49H116V51H118V50H119L118 44L115 45ZM120 46H122V44H121ZM126 46H127V45H126ZM126 46H125V48H126ZM41 47H42V46H41ZM44 47H45V46H44ZM44 47H43V48H44ZM77 47H76V48H77ZM82 47H83V46H82ZM82 47H80V48L78 47V48H79V51L81 50ZM92 47H93V46H92ZM94 47H95V46H94ZM102 47H103V46H102ZM104 47H105V46H104ZM107 47H108V45H107ZM107 47H106V48H107ZM111 47H112V46H111ZM122 47H123V46H122ZM138 47L141 49V51H142V53H143V56H142L143 58H141V59H143L142 61L145 60V61H148L149 63H150V62H153V63L156 64V66H158V70H157V71H158L159 74H158L157 76L160 75L159 78H157V76H156V70H154V68H153V69H152V68L150 69V68H148V67L146 68L145 65H144V64H145V63H144L145 61L143 62V63H144V64H143L142 61L140 60V63L143 64V66H144V67H143L144 69L142 68V70H145V68H146L147 70L150 69V71H151V70L153 71V76H154V79H155L156 81L153 80L152 83L155 82L156 84L158 83V85H159V84H162V83H165L164 85H166V83H167L168 85H170L171 82H172V79L174 80V78L170 75V73H169L165 68L162 67L163 65H162V64H161V63L155 58V55H154L153 51H152V50L146 45V43L143 42V41L140 42V44L138 45ZM85 48H86V47H85ZM128 48H129V47H128ZM53 49H54V50H53ZM56 49H57V48H56ZM58 49H57V50H58ZM69 49H70V51H69ZM87 49H88V48H87ZM92 49H93V48H92ZM100 49H101V48H100ZM120 49H121V48H120ZM123 49H124V48H123ZM123 49H122V50H123ZM126 49H127V48H126ZM126 49H125V51H126ZM42 50H43V49H42ZM83 50H84V49H83ZM95 50H96V49H95ZM108 50H109V49H108ZM112 50H113V49H112ZM122 50H121V51H122ZM131 50H132V49H131ZM43 51H44V50H43ZM43 51H42V52H43ZM53 51H54V52H53ZM60 51H61V49H60ZM89 51H90V50H88V52H89ZM99 51H100V50H99ZM105 51H106V50H105ZM114 51H115V50H114ZM116 51H115L116 54H117L118 52L121 54L120 51H118V52H116ZM139 51H140V50H139ZM58 52H59V50H58ZM110 52H111V50H110ZM127 52H128V51H127ZM134 52H135V51H134ZM56 53H57V52H56ZM56 53H55V54H56ZM89 53H91V52H89ZM106 53H107V52H106ZM130 53H131V52H130ZM136 53H137V52H136ZM142 53L140 52L139 55H141ZM45 54H46V53H45ZM58 54H59V53H58ZM79 54H80V53H79ZM108 54H109V53H108ZM110 54H111V53H110ZM123 54H124V53H123ZM131 54H133V53H131ZM76 55H77V54H76ZM81 55H83V60H84V57H85L86 55H84L83 53H82ZM101 55H103V54H101ZM106 55H107V54H106ZM112 55H113V53H112ZM77 56H78V55H77ZM93 56H95V55L93 54ZM109 56H110V55H109ZM109 56H107L108 59H109ZM113 56H115V55H113ZM113 56H112V57H113ZM116 56H118V54H117ZM119 56H120V55H119ZM119 56H118V57H119ZM129 56H130V55H129ZM43 57H44V56H43ZM46 57L48 58V56H46ZM54 57H55V56H54ZM100 57H101V56H100ZM112 57H110V58L112 59ZM120 57H121V56H120ZM120 57H119V59H120ZM125 57H126V56H125ZM132 57L135 58L134 56H132ZM132 57H131V58H132ZM47 58H46V59H47ZM51 58H52V57H51ZM55 58H56V57H55ZM60 58H59V59H60ZM85 58H86V57H85ZM96 58H97V55H96ZM121 58H123V56H122ZM46 59H45V60H46ZM91 59H92V58H91ZM93 59H94V58H93ZM116 59H117V57H116ZM52 60H53V58H52ZM54 60H56V62L58 61L57 58L54 59ZM54 60H53V61H54ZM95 60H96V59H95ZM98 60H99V59H98ZM98 60H97V61H98ZM103 60H105L104 57H103ZM122 60H124V59H122ZM135 60H136V59H135ZM46 61H47V60H46ZM50 61H51V60H49V62H50ZM128 61H129V59H128ZM73 62H74V60H73ZM85 62L87 63L86 59H85ZM98 62H99V61H98ZM115 62H116V61H115ZM119 62H120V61H119ZM132 62H133V59H132ZM132 62H131V65H133V67H132L133 70L135 71V73H138V76H140V75H139V71L141 70V67H142V66H140V63H139V62H138L139 64H137L136 61H134L135 64L132 63ZM75 63H76V61H75ZM91 63H94V61H93V62L91 61ZM102 63H103V62H102ZM123 63H125V62H123ZM50 64H51V63H50ZM50 64H49V65H50ZM94 64H96V63H94ZM109 64H110V63H109ZM111 64H112V63H111ZM147 64H148V63H147ZM159 64H161V66H160ZM100 65H101V64H99V66H100ZM150 65H151V64H150ZM0 66H2V65H0ZM67 66H69V65H67ZM77 66H79L78 63H77ZM86 66H87V65H85V69H86ZM92 66H94V65H92ZM106 66H108V65H106ZM120 66H121V65H120ZM122 66H123V65H122ZM65 67H66V65H65ZM69 67H70V66H69ZM73 67H74V66H73ZM95 67H96V66H95ZM95 67H94V68H95ZM0 68H1V67H0ZM3 68H5V67H3ZM63 68H64V66H63ZM70 68H71V67H70ZM74 68L76 69V64H75V67H74ZM74 68H73V69H74ZM96 68H97V67H96ZM106 68H107V67H106ZM122 68H123V67H122ZM125 68H126V66H125ZM155 68H157V67H155ZM1 69H2V68H1ZM5 69H6V68H5ZM5 69H4V70H5ZM53 69H54V67H53ZM73 69H72V70H73ZM78 69H79V68H77V71H78ZM83 69H84V68H83ZM85 69H84V70H85ZM113 69H114V68H113ZM117 69H118V68H117ZM130 69H131V68H130ZM55 70H57V69H54V72H55ZM66 70H67V72H68V70H70V69L66 68L65 71H66ZM96 70H97V69H96ZM110 70H111V69H110ZM147 70H145V71H143V72L146 73ZM2 71H3V70H2ZM12 71L15 72V70H12ZM77 71H76V72H77ZM102 71H103V70H102ZM127 71H128V69H127ZM4 72H6V71H4ZM4 72H3V73H4ZM14 72H12V73H14ZM58 72H59V71H58ZM58 72H57V73H58ZM61 72H62V71H61ZM67 72H66V73H67ZM71 72H73V71H71ZM71 72H70V73H71ZM74 72H75V71H74ZM74 72H73V73H74ZM79 72H80V71H79ZM79 72H78V73H79ZM88 72H89V69H88ZM94 72H95V71H94ZM97 72H98V70H97ZM111 72H112V71H111ZM119 72H120V71H119ZM119 72H118V74H117V75L115 76V78H114L115 81H112V82L110 83V87L113 88L115 91H117L118 93L121 94V95L119 94V96H121V100H123L122 98H125V101L127 100V101L129 102L128 99H130V100H131V99H132V100H133V99H134V100H135V99H136V100L141 99V101H142V99H143L144 102H142V103L147 104L148 102H146V101H147L149 95H147L148 93H147L146 91H144V92H146L147 94L143 93V91L141 90V88L137 85L136 80H135V79H136V78H135L136 76H134V74H131V73H130V74H131V75H130L129 72H125V71H124V72H120V73H119ZM130 72H131V71H130ZM6 73H7V72H6ZM6 73H5V74H6ZM57 73H56V74H57ZM73 73H72V74H73ZM78 73H77V74H78ZM80 73H82V72H80ZM89 73H90L89 75L91 76V75H92L91 71H90ZM100 73H101V72H100ZM100 73H99L98 75H100ZM141 73H142V71H141ZM151 73H152V72H151ZM56 74H55V75H56ZM61 74H62V73H61ZM61 74H60V75H61ZM67 74H68V73H67ZM77 74H76V76L79 75L78 77H80V74H78V75H77ZM82 74H84V73H82ZM82 74H81V75H82ZM115 74H116V72H115ZM143 74H144V73H143ZM146 74H147V73H146ZM149 74H150V73H149ZM10 75H11V74H10ZM68 75H71V74H68ZM84 75H85V74H84ZM84 75H83V76H84ZM112 75H113V74H112ZM136 75H137V74H136ZM151 75H152V74H151ZM6 76L8 77V75H6ZM56 76H57V75H56ZM72 76H73V75H72ZM76 76H75V77H76ZM85 76H86V75H85ZM101 76H102V75H101ZM110 76H111V75H110ZM132 76H133V77H132ZM138 76H137V77H138ZM142 76H143V75H142ZM149 76H150V75H149ZM149 76H148V78H149ZM220 76H221V75H220ZM0 77H1V76H0ZM11 77H14V76H11ZM62 77H63V75L61 76V79H62ZM73 77H74V76H73ZM78 77H77V78H78ZM91 77H92V76H91ZM93 77H95V76L93 75ZM96 77H97V76H96ZM99 77H100V76H99ZM99 77H97V78H99ZM113 77H114V76H113ZM113 77H112V78H113ZM145 77H147V76H145ZM145 77L143 76V78H145ZM63 78H64V77H63ZM77 78H75V80H76ZM83 78H84V79H83ZM83 78H82V80H85V79H86L85 77H83ZM87 78L89 79V76H87ZM97 78H96V79H97ZM140 78H141V76H140ZM148 78H147V79H148ZM9 79H10V76H9ZM13 79H14V78H13ZM58 79H59V78H58ZM72 79H73V78H72ZM91 79H92V78H91ZM93 79H95V78H93ZM93 79H92V80H93ZM96 79L94 80L95 82H96ZM114 79H113V80H114ZM145 79H146V78H145ZM149 79H150V78H149ZM0 80H1V78H0ZM10 80H12V78H11ZM14 80H15V79H14ZM14 80H13V81H14ZM75 80H74V81H75ZM77 80H79V79H77ZM80 80H81V77H80ZM99 80H100V79H99ZM151 80H152V79H151ZM13 81H12V83H13ZM142 81H143V80H142ZM149 81H150V80H146V82H145V80H144L145 84H148V85L151 86V83H149ZM218 81H220L219 76L216 77V78H214L211 82H209L208 84L204 85L203 87L201 86V88H202V90L204 91V90H206L210 85H213L214 83H217ZM224 81H225V80H224ZM3 82H4V81H3ZM30 82H31V81H30ZM40 82H41V81H40ZM64 82H66L65 79H64ZM76 82H77V81H76ZM81 82H82V81H81ZM85 82H86V84H87V81H86V80L83 81L82 84L85 83ZM88 82H89V81H88ZM99 82H100V81H99ZM99 82H96V84H94V83H93V84L97 86V85H99V84H98ZM102 82H103V81H102ZM26 83H27V82H26ZM66 83H67V82H66ZM89 83H90V85H89V84H88V85L92 87V81H91V80H90ZM140 83H141V82H140ZM173 83H174V82H172V84H173ZM31 84H32L33 87L31 86V87H32L31 90H30V87H29L28 89H29L30 91H33L32 89L34 88V85H33V83H31ZM31 84H30V85H31ZM82 84H81V85H82ZM86 84H84V85H86ZM156 84H154V85H156ZM175 84H176V83H175ZM15 85H17V84H15ZM15 85H14V86H15ZM30 85H29V86H30ZM59 85H60V84H59ZM67 85H68V84H67ZM79 85H80V82H79ZM94 85H93V86H94ZM104 85H105V83H103V86H104ZM141 85H143V82H142ZM141 85H140V86H141ZM158 85H156V86H157V91H158V87H159ZM162 85H163V84H162ZM173 85H174V84H173ZM173 85H172V87H173ZM5 86H6V84H5ZM10 86H11V85H10ZM62 86H63V85H62ZM82 86H83V85H82ZM82 86H81V87H82ZM89 86H88V87H89ZM96 86H95V87H96ZM144 86H146V85H144ZM144 86H143V87H144ZM150 86H149V87H150ZM174 86H175V85H174ZM26 87H28V86H26ZM68 87L70 88V86H68ZM85 87H86V86H85ZM85 87H84V90H85ZM106 87H107V86H106ZM141 87H142V86H141ZM161 87H162V86H161ZM161 87H160V88H161ZM163 87H164V86H163ZM163 87H162V88H163ZM2 88H3V87H2ZM5 88H7V87H5ZM20 88H21V87H20ZM60 88H61V87H60ZM62 88H63V87H62ZM66 88H67V87H66ZM86 88H87V87H86ZM96 88H97V87H96ZM98 88H99V87H98ZM107 88H108V87H107ZM111 88H110V89H111ZM153 88H154V87H153ZM162 88H161V89H162ZM164 88H165V87H164ZM179 88H180V87H179ZM199 88H200V87H199ZM201 88H200V89H201ZM7 89H8V91H10V90L12 91V90H13L11 87H10V88H7ZM9 89H10V90H9ZM72 89H73V88H72ZM100 89L103 90V88H101V86H100ZM100 89H99V90H100ZM110 89H109V90H110ZM145 89H146V88H144L143 90H145ZM154 89H155V88H154ZM154 89H153V90H154ZM172 89H173V88H172ZM253 89H254V88H253ZM3 90H4V89H3ZM67 90H69V89H66V91H67ZM70 90H71V89H70ZM92 90L95 91V88L92 89ZM102 90H101V91H102ZM106 90H107L108 92H111V91H112V90L109 91L108 89H106ZM146 90H147V89H146ZM150 90H151V88H150ZM153 90H152V91H153ZM169 90H170V89H169ZM175 90H176V89H175ZM175 90H173V93H174ZM202 90H199V91H202ZM1 91H2V90H1ZM1 91H0V93H1V94L3 95V97L5 98L6 96H4L3 92H1ZM4 91L6 92V90H4ZM14 91H15V90H14ZM64 91H65V89H64ZM66 91H65V93H66ZM88 91H89V90H88ZM88 91H87V92H88ZM90 91H91V89H90ZM93 91L91 92V94L93 93ZM97 91H98V90H97ZM97 91H96V92H97ZM103 91H104V90H103ZM103 91H102V93H103ZM107 91H105V92H107ZM148 91H149V89H148ZM154 91H155V90H154ZM161 91H162V90H161ZM166 91H167V89H166ZM177 91H178V90H177ZM183 91H186V90H183ZM15 92H16V91H15ZM23 92L25 93L24 90H23ZM23 92H21V93H23ZM46 92H47V91H46ZM72 92H73V91H72ZM72 92H71V93H72ZM87 92H86V94H87ZM99 92H100V91H99ZM112 92H113V91H112ZM117 92H116V93H117ZM158 92H159V91H158ZM171 92H172V91H171ZM175 92H176V91H175ZM187 92H188V94H189L190 91H187ZM256 92H257V91H256ZM9 93H10V92H9ZM13 93H14V92H13ZM26 93H27V92H26ZM26 93H25V94H26ZM34 93L36 94L37 92L35 91ZM44 93H45V91H44L43 93H41V95L44 94ZM59 93H60V92H59ZM71 93H70V94H71ZM97 93H98V92H97ZM102 93H101V94H102ZM118 93H117V94H118ZM154 93H155V92H154ZM162 93H163V91H162ZM162 93H161V94H162ZM173 93H172V94H173ZM179 93H180V92H178L177 96L180 95ZM191 93H192V92H191ZM193 93L197 94L198 96H196L195 94H194V96H196V97L198 98L201 92H200L199 94H198V91H197V93H196V92H193ZM11 94H12V92H11ZM11 94H9V95L11 96ZM18 94H19V93H18ZM18 94H17V92H16V95L14 94V95H12V96H13V97H14V96H15V97L17 96V97H18ZM25 94H24V95H25ZM27 94H28V93H27ZM39 94H40V93H39ZM46 94H47V93H46ZM60 94H62V92H61ZM63 94H64V93H63ZM67 94H68V93H67ZM88 94H90V92H88ZM106 94H107V93H106ZM106 94H105V95H106ZM108 94H109V93H108ZM111 94H112V93H111ZM117 94H116V95H117ZM155 94H156V93H155ZM155 94H154V95H155ZM166 94H168V93H166ZM181 94H183V92H182ZM5 95H7V93H6ZM36 95H37V94H36ZM41 95H40V96H41ZM57 95H59V94H57ZM72 95H73V94H72ZM75 95H76V94H75ZM75 95H74V96H75ZM92 95H93V94H92ZM96 95H97V94H96ZM102 95H104V94H102ZM102 95H101V96H102ZM105 95L102 96V97H105V98H104V100H105V104H106V100H109V101H112V103L110 102V103L112 104V106L114 105V107H112V112H111V113H113V108H114V111H115V106H116V108L122 107L121 105H123V104L120 103V106H119V104H118L119 102H121V101H119L120 99L118 100V101H119V102H118L116 98H114V99H116V101L113 100V99H111V98H112V97H111L112 95L109 94L110 97H111L110 99H107V98H109V97L106 98ZM154 95H153V96H154ZM162 95H163V94H162ZM183 95H184V94H183ZM202 95H203V94H202ZM202 95H200V96H202ZM21 96H22V95H21ZM28 96H29V95H26V97H28ZM40 96H39V98L44 97V95L41 96V97H40ZM47 96H48V95H47ZM49 96H50V95H49ZM54 96H55V95H54ZM70 96H71V95H70ZM74 96H73V97H74ZM94 96H95V92H94ZM99 96H100V95H99ZM156 96H158V93H157ZM159 96H160V95H159ZM163 96H164V95H163ZM167 96H168V95H167ZM170 96H171V93H170ZM174 96H176V95H174ZM181 96H182V95H181ZM181 96H180V97H181ZM189 96H190V95H189ZM191 96H192V94H191ZM0 97H1V96H0ZM7 97H8V98H11V97H9V96H7ZM13 97H12V98H13ZM29 97H30V96H29ZM29 97L27 98V100H29ZM51 97H53V96H50L49 98H51ZM63 97H64V96H63ZM73 97H72V98H73ZM91 97H92V96H91ZM115 97H116V96H115ZM178 97H179V96H178ZM183 97H187V96H183ZM196 97H195V98H196ZM259 97H260V96H259ZM4 98H3V100H4ZM19 98H20V97H19ZM19 98H18V99H19ZM24 98H25V97H23V101H24V103H25V102L28 103V102L26 101V99L24 100ZM45 98H47V97L45 96ZM55 98H57V96H55ZM97 98H98V97H94V99H97ZM126 98H127V99H126ZM158 98H159V97H158ZM161 98H164V97H161ZM166 98H167V97H166ZM166 98H165V100H166ZM171 98H172V97H171ZM176 98H177V97H176ZM181 98H182V97H181ZM181 98H180V101H181V102H182V100L185 101L184 98H183V99H181ZM188 98H189V97H188ZM190 98H192V97H190ZM193 98H194V97H193ZM199 98H201V97H199ZM5 99H6V98H5ZM20 99H22V97H21ZM20 99H19V101H20ZM47 99H48V98H47ZM57 99H60V97L57 98ZM64 99H65V98H64ZM73 99H74V98H73ZM73 99H72V100H73ZM76 99H77V98H76ZM80 99H81V98H80ZM102 99H103V98H102ZM151 99H152V98H151ZM173 99H174V98H173ZM185 99H186V98H185ZM263 99H264V98H263ZM9 100L12 101V99H9ZM9 100H8V101H9ZM14 100H15V99H14ZM43 100H45V99H43ZM52 100H53V101H52ZM99 100H101L100 97H99ZM162 100H164V99H162ZM168 100H169V99H168ZM170 100H171V99H170ZM176 100H177V99H176ZM178 100H179V98H178ZM188 100H189V99H188ZM193 100H194V99H193ZM15 101H16V100H15ZM19 101H18V102H19ZM21 101H22V100H21ZM21 101L19 102V103H21L20 105H22V102H23V101H22V102H21ZM29 101H30V100H29ZM46 101H48V102H49V101H50V102H51V101H52V102H59V101H54V99H50V100L48 99V100H46ZM62 101H63V99H62ZM65 101H66V100H65ZM79 101H81V100H79ZM101 101H102V100H101ZM101 101H100V102H101ZM127 101H126V103H127ZM139 101H140V100H139ZM148 101H149V100H148ZM153 101H154V100H153ZM166 101H167V100H166ZM166 101H165L164 103H167V104H168V102H166ZM186 101H187V100H186ZM191 101H192V99H191ZM263 101H264V100H263ZM5 102L8 103L7 100H6ZM32 102H33V101H32ZM48 102H46V103H48ZM100 102H98V104H99ZM137 102H138V101H137ZM156 102H157V101H156ZM159 102H160V101H159ZM161 102H163V101H161ZM171 102H172V100H171ZM173 102H176V101H173ZM187 102H188V101H187ZM193 102H194V101H193ZM193 102H192V103H193ZM0 103H2V102H0ZM10 103H12V102H10ZM13 103H15V102H13ZM19 103H18V104H19ZM24 103H23V105H24ZM59 103H60V102H59ZM64 103H65V102H64ZM64 103H61V105L64 104ZM66 103H67V102H66ZM82 103H83V101H82ZM82 103H81V105H83ZM103 103H104V102H103ZM103 103H101V106L103 105ZM108 103H109V102H108ZM110 103H109V104H110ZM116 103L118 104V107H117V104H116ZM184 103H185V102H184ZM190 103H191V102H190ZM194 103H195V102H194ZM194 103H193V104H194ZM260 103H261V101H260ZM2 104H3V103H2ZM2 104H1V106L4 107L5 105H4V104L2 105ZM15 104L18 106L17 103H15ZM96 104H97V103H96ZM109 104H108V106H107V104H106V106L108 107V108H107L108 110L105 108V109L107 110V112L109 111ZM111 104H110V106H111ZM115 104H116V105H115ZM130 104H131V103H130ZM130 104H129V105H130ZM153 104H154V102H153ZM153 104H151V105H153ZM167 104H165V105H167ZM169 104H171V103L169 102ZM179 104H180V107H178L177 109H179V113H182V112H180V110H181V111H184L186 108L183 110V108L181 107V103H179ZM182 104H183V102H182ZM187 104H189V102H188ZM187 104H185V105H187ZM193 104H191V106H190V105H188V106L192 107ZM261 104H262V103H261ZM261 104H260V105H261ZM13 105H14V104H12V105H10V106H13ZM23 105L21 106V109H20V110H22L23 108L27 110V108H25ZM26 105H27V104H26ZM32 105H33V104H32ZM43 105H46V104H43ZM47 105H48V104H47ZM64 105H65V104H64ZM139 105H140V104H139ZM141 105H142V104H141ZM143 105H144V104H143ZM143 105H142V108H143ZM147 105H148V104H147ZM147 105H146V106H147ZM163 105H164V104H163ZM172 105H175V104L172 103ZM177 105H178V104H176V106H177ZM7 106H9V105H7ZM7 106H5V107H7ZM17 106H16V108H15V106H14V108H15L16 110H19V109L17 108ZM62 106H63V105H62ZM99 106H100V104H99ZM132 106H134V107H133V108H134L133 111H134L135 108H136L135 105H132V104H131L130 107H128V106H127V107L130 109V108H132ZM149 106H150V105H149ZM155 106H156V105H155ZM155 106H154V107H155ZM182 106H183V105H182ZM195 106H197V105H195ZM262 106H264V105H262ZM40 107H41V106H40ZM63 107H64V106H63ZM83 107H84V106H83ZM104 107H105V106H104ZM154 107H153V108H154ZM190 107H188V108H190ZM47 108H48V107H47ZM100 108H101V107H100ZM102 108H103V107H102ZM128 108H127V109H128ZM148 108H149V107H148ZM151 108H152V107H151ZM171 108H172V107H171ZM173 108H175V107H173ZM173 108H172V109H173ZM196 108H197V107H196ZM1 109H2V108H0V110H1ZM8 109H11V107H9ZM24 109H23V110H24ZM83 109H84V108H83ZM120 109L123 110V107L120 108ZM124 109H126V105H124ZM129 109H128V110H129ZM146 109H147V108H146ZM166 109H167V108H166ZM191 109H192V110L195 109L194 106H193V108H191ZM259 109L262 110V108H259ZM263 109H264V108H263ZM5 110H6V112H8V111L10 112V110H7L6 108H5ZM5 110H3V113H4ZM11 110H12V112L14 111L13 109H11ZM16 110H15V111H16ZM23 110H22V111H23ZM37 110H39V109H36V111H37ZM91 110H92V108H91ZM122 110H121V111H122ZM128 110H125V112L127 111V113H124V111H122V113H124V114H128V112L131 111V110H129V111H128ZM137 110H138V109H137ZM144 110H145V109H144ZM144 110H143V111H144ZM153 110H155V111H154V112H155V115H157V116H159V117H163V116H164V119H166L167 122H168L169 120H171V122H172L171 125H172V124H175V125H174L173 127H171L170 129H168L167 127H165V128H167L169 131H168V130H163L161 127H158L159 124L157 125L154 121H153V122L155 123L154 126L151 125V123H150V124L147 123V122H149V121H147V122L145 121V122H144V121H142L141 119H139L140 121H139V120L135 121L136 119L134 120V119H133L134 117L132 118V117L130 116V115H131L130 113H129V116H130L133 120H132L131 118H129V122H134L135 125H138L137 128L139 127L138 129L141 130V132H142V129H143L144 127H146L147 129L149 128L151 132H152V130H153V133L155 132L154 134H158L157 137H158L159 139L156 140V141H157V143H156V142H155V138H156V136H155L153 133H151V132L149 131V132H150L149 135H153V136L155 137V138L152 137V138L154 139V140H153L154 142H152V143H156V144H157L156 147L153 145V149H154V148L158 149V147H157L158 144H159L160 142H162L163 140H165L166 137H167L168 139H169V137H170L169 140H171L172 142H173L174 140H175L176 143L178 142L177 144H174V146H175V145H176V146H177V145L180 146V141H183V137H184V136H182V135L184 134L185 130L188 129V128H187V125H186L187 123L185 124V122H183V121L180 120L179 118H178L179 120H177V121H176L175 119L171 118V117H172V116H171L172 112H171L170 110L166 111L165 108H164L163 106H157V107H155L154 109H152V111H151V109H150L151 112H153ZM188 110H189V109H188ZM192 110H190V111H192ZM15 111H14V112H15ZM27 111H28V110H27ZM48 111H49V110H48ZM87 111H88V110H87ZM110 111H111V108H110ZM110 111H109V112H110ZM133 111H132V112H133ZM148 111H149V110H148ZM150 111L148 112V115L151 114ZM172 111H174V110H172ZM177 111H178V110H177ZM6 112H5V113H6ZM9 112H8V113H9ZM18 112H20V111H18ZM18 112H17V113H18ZM115 112H116V111H115ZM115 112H114V114L118 117V115L116 114L117 112H116V113H115ZM119 112H120V111H119ZM136 112H138L137 114H139L140 110H139V111H136ZM136 112H133V116H136V115H137V114L134 115V113H136ZM154 112H153V114H154ZM196 112H197V109H196ZM196 112H195V113H196ZM207 112H208V111H206V113H207ZM17 113H16V114H17ZM21 113H22V112H21ZM21 113H20V115H21ZM30 113H31V112H30ZM30 113H28V116L31 115ZM71 113H72V111H71ZM93 113H94V112H92V114H93ZM120 113H121V112H120ZM149 113H150V114H149ZM183 113H184V112H183ZM193 113H194V112H193ZM197 113H199V112H197ZM206 113H205V114H206ZM210 113H211V112H210ZM0 114H1V111H0ZM24 114H25V112H24L22 115L24 116ZM32 114H33V113H32ZM36 114H37V116H38V111H37ZM72 114H73V113H72ZM175 114H176V112H175ZM177 114H178V113H177ZM187 114H189V113H187ZM2 115H4V114H2ZM6 115H7V113H6ZM6 115H5L4 118H6V120H8L11 116L9 115V117L7 118L8 115H7V116H6ZM13 115H14V114H13ZM20 115H19V116H20ZM22 115H21V116H22ZM26 115H27V112H26ZM47 115H48V114H47ZM47 115L45 114L44 116H47ZM49 115H50V113H49ZM49 115H48V116H49ZM90 115H91V113H90L88 116H90ZM109 115H110V114H109ZM182 115H183V114H182ZM193 115H195V114H193ZM193 115L191 114V115H189V117H190V116L192 117ZM196 115H197V114H196ZM196 115H195V116H196ZM207 115H208V113H207ZM14 116H15V115H14ZM31 116H32V115H31ZM44 116H43V117H44ZM51 116H52V115H51ZM88 116H87V117H88ZM129 116H128V115H127V116L125 115L124 117H129ZM150 116H152V115H150ZM150 116H149V117H150ZM170 116H171V117H170ZM177 116H178V115H177ZM183 116H184V115H183ZM186 116H187V115H186ZM209 116H210V114H209ZM209 116H208V117H209ZM256 116H257V114H256ZM262 116H263V115H262ZM32 117H34V116H32ZM49 117H50V116H49ZM49 117H48V119H49ZM121 117L123 118V114L120 115V118H121ZM139 117H141V114H140ZM139 117H138V118H139ZM143 117H145V116H143ZM143 117H141V118L143 119ZM179 117H180V116H179ZM199 117H200V116H199ZM199 117H196V118L199 119ZM263 117H264V116H263ZM4 118H2V120H3ZM13 118H14V117H13ZM21 118H22V117H21ZM29 118H31V117H29ZM46 118H47V117H46ZM46 118H45V119H46ZM53 118H55V116H54ZM68 118H69V117H67V119H68ZM70 118H71V117H70ZM70 118H69V121L71 120ZM120 118H119V120H121V122L124 121V123H126L125 118H123V120H122V118H121V119H120ZM136 118H137V116H136ZM150 118H151L152 120L154 119L153 117H150ZM185 118H186V117H185ZM187 118H188V117H187ZM192 118H194V116H193ZM206 118H207V117H206ZM260 118H261V116H260ZM0 119H1V118H0ZM64 119H66V118H64ZM64 119H62V120L64 121ZM114 119H115V117H114ZM117 119H118V118H117ZM127 119H128V118H127ZM144 119L146 120L147 118L145 117ZM198 119H196V120H198ZM200 119H201V117H200ZM210 119H211V118H210ZM212 119H213V117H212ZM258 119H259V118H258ZM261 119H262V118H261ZM261 119H260V120H261ZM6 120L4 121V122H5V125H7V124H6ZM10 120H11V119H10ZM50 120H51V119H50ZM54 120L58 121V118H56V119H54ZM54 120H53L52 122H54ZM60 120H61V119H59V121H60ZM115 120H116V119H115ZM130 120H132V121H130ZM155 120H157V119H155ZM186 120H187V119H186ZM189 120H190V119H189ZM189 120H188V121H189ZM191 120H192V119H191ZM194 120H195V118H194ZM208 120H209V119H208ZM20 121H21V120H20ZM20 121H18L19 124H20ZM23 121H24V120H23ZM44 121H46V123H47L48 120H44ZM44 121H43V125H41V127H42V126L44 127V126L46 125V124L44 123ZM65 121H66V120H65ZM81 121H82V120H81ZM158 121H159V120H157L156 122L158 123ZM160 121H163V120H160ZM188 121H187V122H188ZM198 121H199V120H198ZM205 121H206V120H205ZM4 122H3V123H4ZM7 122L9 123V121H7ZM13 122H14V121H13ZM16 122H17V120H16ZM16 122H15V124H16ZM97 122H98V121H96L95 123H97ZM117 122H118V121H117ZM129 122H127V125H129V124H128ZM167 122H166V124H167ZM194 122H197V121H194ZM209 122H210V121H209ZM217 122H218V121H217ZM226 122H227V121H226ZM226 122H224V123H226ZM263 122H264V121H263ZM41 123H42V121H41ZM41 123H39V124H41ZM48 123H49V121H48ZM48 123H47V125H49ZM61 123H62V125H63V123H64V124L67 125V127H70L68 124L71 123V122H67V121H66V122H61ZM61 123H60V124L57 123V124H59V125L61 126ZM83 123H84V122H83ZM134 123L132 124V126H134L133 128H134V130H135V127H136V126L134 125ZM138 123H140V125H139ZM190 123H191V122H190ZM200 123H201V122H200ZM200 123L198 122L197 124H200ZM261 123H262V122H261ZM0 124H1V123H0ZM9 124H10V123H9ZM15 124H14V125H15ZM19 124H18V125H19ZM21 124H22V122H21ZM27 124H28V123H26V125H27ZM29 124H30V123H29ZM29 124H28V125H29ZM50 124L52 125V123H50ZM57 124H56V125H57ZM213 124H214V123H213ZM220 124H221V123H220ZM1 125H2V124H1ZM11 125H12V123H11ZM11 125H10V128H11V127L13 128L14 125H13V126H11ZM26 125H25V123H24V126H25V127H26ZM59 125H57V126H59ZM66 125H63V126H66ZM74 125H76V124L71 123V128H72V126H74ZM130 125H131V123H130ZM161 125H162V124H161ZM164 125H165V124H164ZM168 125H169V123H168ZM171 125H170V126H171ZM188 125H189V124H188ZM190 125H191V124H190ZM194 125H196V123H195ZM204 125H205V124H204ZM261 125H262V124H261ZM22 126H23V124H22ZM30 126L32 127V125H30ZM33 126H34V125H33ZM52 126H53V128H52ZM52 126H49V127H51L53 130H55V129H56V126H54V125H52ZM76 126H77V125H76ZM162 126H163V125H162ZM198 126H199V125H198ZM200 126H201V124H200ZM213 126H214V125H213ZM222 126H223V125L221 124V126H219V127L222 128ZM229 126H230V125H229ZM2 127L5 128L4 126H2ZM15 127H16V126H15ZM19 127H21V125H20ZM25 127H24V128L21 127V128H22V129H26ZM31 127H30V128H31ZM38 127H39V125H38ZM41 127H40V128H41ZM43 127H42V128H43ZM130 127H131V126H129V128H130ZM141 127H142V128H141ZM188 127H190V129H192L191 126H188ZM196 127H197V126H196ZM17 128H18V127H16V129H17ZM34 128H35V126H34ZM62 128H63V127H60V129H59V127H58L59 130H61ZM73 128L75 129L76 127L74 126ZM127 128H128V127H127ZM127 128H126V129H127ZM137 128H136V129H137ZM146 128H145V130H146ZM163 128H164V127H163ZM165 128H164V129H165ZM228 128H229V127H228ZM14 129H15V128H14ZM14 129H12V130H13V131H16V130H14ZM31 129H32V128H31ZM36 129H37V127H36ZM44 129H45V127H44ZM58 129H57V130H58ZM64 129H67V128L64 127ZM69 129H70V128H69ZM76 129H77V128H76ZM78 129H80V128H78ZM78 129H77V130H78ZM130 129H131V128H130ZM130 129H127V130H130ZM194 129H195V128H194ZM223 129H224V126H223ZM263 129H264V128H263ZM9 130H10V129H9ZM9 130H7V131H9ZM17 130H18V129H17ZM26 130H27V129H26ZM28 130H29V126H28ZM28 130H27V131H28ZM42 130H43V129H42ZM59 130H58V131H59ZM72 130H73V129H72ZM72 130H71V131L69 130V131H70V132H73ZM77 130H75L74 133H75ZM80 130H81V129H80ZM139 130H137V131H139ZM143 130H144V129H143ZM201 130H202V129H201ZM201 130H200V131H201ZM207 130H208V129H207ZM207 130H206V131H207ZM209 130H210V129H209ZM211 130H212V129H211ZM211 130H210V131H211ZM213 130H214V129H213ZM217 130H218V129L216 128V131H217ZM219 130H221V129H219ZM219 130H218V131H219ZM7 131H6V129H5V132H4V133H6ZM20 131H21V129H20ZM31 131H33V130H31ZM31 131H30V133H31ZM37 131L39 132L38 129H37ZM37 131H36V132H37ZM49 131H50V130H47V132H49ZM67 131H68V130H67ZM67 131H66V132H67ZM135 131H136V130H135ZM193 131H194V130H193ZM203 131H204V130H203ZM228 131H229V130H228ZM261 131H262V130H261ZM2 132H3V130H2ZM9 132H10V131H9ZM22 132H23V131H22ZM22 132H19V133L23 134ZM24 132H26V131H24ZM34 132H35V130H34ZM42 132H45V133H46L45 130L42 131ZM51 132H52V131H50V133H51ZM60 132H61V131H60ZM62 132H64V130H63ZM78 132H79V135H78V137H77L76 134H77ZM80 132H81V131H77V133H75V134L72 133L71 135H76L77 138L81 139L79 136H80V134L82 135V133H80ZM83 132H84V131H83ZM130 132H131V131H130ZM144 132H145V134H146L147 130L144 131ZM144 132H142V133H144ZM201 132H202V131H201ZM204 132H205V131H204ZM211 132H213V131H211ZM214 132H215V131H214ZM222 132H223V131H222ZM222 132H221V133H222ZM16 133H18V131L15 132V134H16ZM26 133H27V132H26ZM26 133H24V134H26ZM28 133H29V132H28ZM32 133H33V132H32ZM53 133H54V132H53ZM53 133H52V134H53ZM56 133H57V132H56ZM136 133L138 134V132H136ZM159 133H160V134H159ZM186 133H187V132H186ZM189 133H191V132L189 131L187 134L190 135ZM196 133H197V132H196ZM217 133H218V132H217ZM10 134H11V133H10ZM10 134H8V135H10ZM24 134H23V135H24ZM34 134H35V133H34ZM57 134H58V133H57ZM61 134H64V133H60V135H61ZM130 134H131V133H130ZM132 134H134V133H132ZM139 134H140V132H139ZM193 134H194V133H193ZM205 134L207 135V133H205ZM210 134L212 135L213 133H209V135H210ZM8 135H7V136H8ZM11 135L13 136V134H11ZM17 135H18V134H17ZM46 135H47V133H46ZM50 135H51V134H50ZM135 135H136V134H135ZM140 135H141V137H142V134H140ZM149 135L147 134L146 137H145V135H144V137H145L146 139H148V136H149ZM184 135H185V134H184ZM194 135H195V134H194ZM199 135H201V134H199ZM199 135H197V136H199ZM206 135L203 134V137L205 138ZM213 135H215V134H213ZM216 135H217V134H216ZM225 135H226V134H225ZM230 135H231V133H230ZM230 135L227 136V137H230V139H231L232 137H231ZM26 136H27V135H26ZM26 136H23V137L26 138ZM38 136H39V135H38ZM43 136H44V135H43ZM51 136H53V135H51ZM68 136H69V135H68ZM136 136H137V135H136ZM185 136H186V135H185ZM192 136H193V135H192ZM218 136H219V135H218ZM261 136H262V135H261ZM261 136H260V138H262ZM0 137H1V136H0ZM5 137H6V136H5ZM23 137L21 136V138H23ZM44 137H45V136H44ZM47 137H49V135H47ZM47 137H45V138H47ZM63 137H64V135H63ZM63 137H62V138H63ZM71 137H72V136H71ZM76 137H75V139H76ZM82 137H83V135H82ZM133 137H134V136H133ZM149 137H150V136H149ZM186 137H187V136H186ZM190 137H191V136H190ZM207 137H208V136H207ZM207 137H206V138H207ZM211 137H212V136H211ZM214 137H217V136H214ZM221 137H224V135L222 136V134H221ZM221 137H218V138H221ZM8 138H9V137H8ZM72 138H73V137H72ZM138 138L140 139V137H138ZM138 138H136V139H138ZM145 138L143 139V141L145 140ZM152 138L150 137V139H148V140H151ZM181 138H182V140H181ZM204 138H200V139L203 140L202 142H204V140H206V141H205V143H206L208 140H207V139H204ZM209 138H210V136L208 137V139H209ZM1 139H2V137H1ZM3 139L5 140V139H7V138H3ZM10 139H11V137H10ZM69 139H71V138L69 137ZM141 139H142V138H141ZM141 139H140V141H142ZM172 139H173V140H172ZM184 139L186 140V138H184ZM190 139H193V138H190ZM195 139H196V138H195ZM197 139H198V138H197ZM214 139L216 140V138H214ZM45 140L48 142L47 139H45ZM82 140H83V138H82ZM188 140H189V139H188ZM211 140H213V138H212ZM211 140H210V142H211ZM215 140H214V141H215ZM217 140H218V139H217ZM219 140L221 141V139H219ZM222 140H224V142H225L226 138H225V139H222ZM244 140H246V139H244ZM247 140H248V139H247ZM247 140H246V142H247ZM249 140H250V139H249ZM249 140H248V141H249ZM257 140H258V139H257ZM260 140H261V139H260ZM19 141H20V140H19ZM72 141H74V140H72ZM72 141H71V142H72ZM76 141H77V140L74 141V142H75V145H76V143H77V145L81 144V143L78 144V142H76ZM78 141H80V140H78ZM193 141H195V140H192V142H193ZM196 141H198V140H196ZM199 141H200V140H199ZM199 141H198V143L195 142V143H197V144H196L197 146H199V144H200ZM214 141H212V142H214ZM220 141H218V142H220ZM229 141H230V140H229ZM229 141H228L227 143H229ZM250 141H251V140H250ZM250 141H249V143H250ZM81 142H82V141H81ZM117 142H118V141H117ZM144 142H145V141H144ZM144 142H143V143H144ZM146 142H147V141H146ZM146 142H145V143H146ZM149 142H150V141H149ZM149 142H148V143H149ZM185 142H186V141H185ZM192 142H191V143H192ZM210 142H209V143H210ZM231 142H232V141H231ZM237 142H238V141H237ZM251 142H252V141H251ZM259 142H260V141H259ZM261 142H262V140H261ZM66 143H67V142H66ZM69 143H70V142H69ZM137 143H140V142H137ZM173 143H174V142H173ZM187 143H188V142H187ZM209 143H207V144H209ZM242 143H245V142L243 141ZM247 143H248V142H247ZM263 143H264V141L262 142V144H263ZM150 144H151V143H150ZM150 144H148V145H150ZM188 144H189V143H188ZM193 144H194V143H193ZM202 144H204V143H201V145H202ZM212 144H213V143H212ZM221 144H223V142H221ZM251 144H252V143H251ZM251 144H250V145H251ZM31 145H32V144H31ZM70 145H71V144H70ZM72 145H74V143H73ZM77 145H76V147H77ZM118 145H119V143H118ZM143 145H144V144H143ZM148 145H147V146H148ZM191 145H192V144H191ZM194 145H195V144H194ZM215 145H217V146H218V145L221 146L220 144H215ZM228 145H229V144H228ZM250 145L248 144L247 146L250 147ZM253 145H254V144H253ZM26 146L28 147L27 144H26ZM26 146H23V147H26ZM141 146H142V145H141ZM147 146L145 145V147H147ZM161 146L165 147L166 145H165V143H164L163 145L160 143V147H161ZM174 146H173V148H174ZM185 146H186V143H185ZM224 146H225V145H224ZM27 147H26V148H27ZM30 147H31V146H29L27 149H29ZM70 147H71V146H70ZM119 147H120V146H119ZM121 147H122V146H121ZM127 147H128V146H127ZM145 147H144V148H145ZM163 147H162V148H163ZM182 147H183V143H182V146L180 147L181 150L183 151V149H185V147H184V148H182ZM186 147H187V146H186ZM194 147H195V146H194ZM206 147H209V146H206ZM206 147H205V148H206ZM226 147H228V146L226 145ZM252 147H253V146H252ZM254 147H255V145H254ZM71 148H72V147H71ZM73 148H74V147H73ZM147 148H148V147H147ZM151 148H152V147L150 146V149H151ZM165 148H166V147H165ZM176 148H177V147H176ZM197 148H198V147H197ZM197 148H194V149L196 150ZM199 148H200V147H199ZM199 148H198V149H199ZM214 148H215V147H214ZM214 148H213V149H214ZM244 148H246V146H244ZM27 149H26V151H27ZM30 149H32V148H30ZM30 149H29V151H30ZM123 149H124V148H123ZM123 149H122V150H123ZM156 149H155V151H151L152 149H151V150H147V152H148V151H149V152L151 151V152L153 153V152H156ZM178 149H179V147L177 148V151H178ZM190 149H191V148H190ZM192 149H193V148H192ZM208 149H210V148H208ZM208 149L206 148V150H205L207 153H208V151H207ZM213 149L211 148L212 152H213V151H214V152H213V153H208V155H209V154H210V155H214L215 152H217L220 156H223V155H224V154L221 155L220 152L215 151V149H214V150H213ZM222 149H224V148H222ZM222 149H220V150H222ZM242 149H243V147H242ZM259 149H260V148H259ZM122 150H121V151H122ZM158 150H160V149H158ZM158 150H157V153H158ZM216 150H218V149H216ZM244 150H245V152L248 151V150H246V149H244ZM124 151H125V150H124ZM130 151H131V150H130ZM165 151H166V152L168 151V154H169L170 156H172V151H169L167 148H166ZM174 151H176V149H175ZM193 151H194V150H193ZM205 151H203V153H204ZM226 151H228L227 148H226ZM256 151H258V150L256 149ZM259 151H260V150H259ZM34 152H35V151H34ZM159 152H161V151H159ZM170 152H171V154H170ZM178 152H180V153H181V157H183L184 154L182 155V152L180 151V149H179ZM185 152H188V153H189V150H187V151H185ZM210 152H211V151H210ZM245 152H244V153H245ZM249 152H250V151H249ZM251 152H252V151H251ZM32 153H33V152H32ZM127 153H128V151H127ZM157 153H156V154H157ZM180 153H179V154H180ZM183 153H184V152H183ZM188 153H187V154H188ZM203 153H202V154H203ZM222 153H224V151H222ZM226 153H227V152H225V155H226ZM229 153H230V152H229ZM229 153H228V154H229ZM246 153H247V152H246ZM246 153H245L244 156H247V155L249 156L250 153H248L247 155H246ZM260 153H261V152H260ZM263 153H264V152H263ZM9 154H10V153H9ZM124 154H126V152H125ZM165 154H166V153H165ZM168 154H167V155H168ZM228 154H227V156L229 157ZM231 154H232V151H231ZM231 154H230V156H231ZM251 154H252V153H251ZM251 154H250V157L247 156L248 160H249V158L254 157V156L256 155V153H254V155H251ZM257 154H258V152H257ZM30 155L35 159V157L31 154V152H30ZM122 155H123V153H122ZM149 155H150V154H149ZM151 155L155 156L154 154H151ZM158 155L161 156L162 154H158ZM158 155H157V157H158ZM173 155H174V154H173ZM194 155H195V154H194ZM208 155L206 154V155L203 157V158H205V159H206V157H207L206 162L208 161ZM215 155H216V154H215ZM260 155H261V154H260ZM260 155H258V156L256 155V156L259 157ZM118 156H119V155H118ZM118 156H117V157H118ZM127 156H129V155H127ZM135 156H136V155H135ZM153 156H152V157H153ZM162 156H163V155H162ZM174 156H179V155H177V153H176V155H174ZM263 156H264V155H263ZM263 156H262V157H263ZM29 157H30V156H29ZM197 157H198V155H197L195 158H197ZM200 157H201V154H200V156H199L198 158H200ZM213 157L215 158V156H213ZM242 157H243V156H242ZM257 157H256V158H257ZM260 157H261V156H260ZM260 157H259V158H260ZM53 158H54V157H53ZM125 158H126V157H125ZM128 158H129V157H128ZM154 158L156 159V157H154ZM171 158H172V160H174L173 157H169V156H168V158L166 159V160L170 159V160H169L170 162H168V163H170V164L172 163ZM175 158H177V157H175ZM178 158H180V157H178ZM178 158H177V159H178ZM193 158H194V156H193ZM203 158H202V161L205 162V160H204ZM210 158L212 159V156L209 157V159H210ZM216 158H217V159H215L216 161L219 160V158H218L217 156H216ZM231 158H233V157H231ZM231 158H230V159H231ZM247 158L245 159V157H244V159H243L244 162H247V161H248ZM259 158H258V159H259ZM263 158H264V157H263ZM34 159H32V160H34ZM126 159H127V158H126ZM130 159H131V157H130ZM161 159H162V158H161ZM177 159H176V160H177ZM224 159H225V157H224ZM228 159H229V158H227L226 160H228ZM258 159H256V160H258ZM36 160H38V161H36ZM36 160H35V161L38 162V164H39V163H40L39 159L36 158ZM124 160H125V159H124ZM128 160H129V159H128ZM132 160H133V158L131 159V161H132ZM164 160H165V159H162V160H161V162H160L161 164L158 165V168H164L165 165L167 166V164H164V162H167V161H164ZM188 160H189V162H190L191 159H188ZM200 160H201V158H200ZM200 160L197 159V161H196L195 163H198ZM220 160H221V158H220ZM220 160H219V161H220ZM222 160H223V159H222ZM231 160H232V159H231ZM246 160H247V161H246ZM251 160H252V159H251ZM251 160H250V161H251ZM260 160H261V159H260ZM163 161H164V162H163ZM192 161H193V159L191 160V163H193ZM210 161L212 162L213 159L210 160ZM216 161L214 162V164L218 163V161H217V162H216ZM250 161H249V162H250ZM254 161H255V160H254ZM261 161H263V159H262ZM261 161L259 162V164H260V163L264 164V163L261 162ZM109 162H110V161H109ZM117 162H118V161H117ZM133 162H134V161H133ZM139 162H140V161H139ZM156 162H158V160H157ZM173 162H174V161H173ZM206 162H205V163H206ZM226 162H228V161H226ZM242 162H243V161H242ZM252 162H253V161H252ZM252 162H251V164H252ZM256 162H257V161H256ZM43 163H44V162H43ZM110 163H111V162H110ZM124 163H125V162H124ZM124 163H123V164H124ZM162 163H163V164H162ZM195 163H194V166H195ZM200 163H201V162H200ZM205 163H203V164L205 165ZM209 163H210V162H209ZM222 163H223V162H222ZM222 163H220V164L222 165ZM230 163H231V162H230ZM233 163H235V162L233 161ZM233 163H232V164H233ZM257 163H258V162H257ZM105 164H106V163H105ZM131 164H132V162H131ZM131 164H130V165H131ZM189 164H190V163H189ZM189 164H188V165H189ZM220 164L218 163V165H220ZM228 164H229V163H228ZM247 164H249V163L247 162ZM255 164H256V163H255ZM255 164L253 163V166H254ZM121 165H122V163H121ZM125 165H126V163H125ZM128 165H129V163H128ZM163 165H164V166H163ZM168 165H169V164H168ZM173 165H174V164H172V166H173ZM186 165H187V164H186ZM191 165H192V164H191ZM201 165H202V163H201ZM204 165H203V166H204ZM210 165H211V163H210ZM216 165H217V164H216ZM216 165H214V167H215ZM221 165H220V166H221ZM20 166H21V164H20ZM20 166H19V169H20ZM99 166H101V165H99ZM102 166H103V165H102ZM108 166H110V164H108ZM112 166H113V164H112ZM112 166H110V167H112ZM132 166H133V165H132ZM172 166H170V167H172ZM189 166H190V165H189ZM192 166H193V165H192ZM199 166H200V164H199ZM208 166H209V164H208ZM208 166H207V165L205 166V170L207 169V171H208ZM223 166H224V165H223ZM230 166H231V165H229L228 167H230ZM259 166H260V165H258V167H259ZM40 167H41V166H40ZM110 167H108L107 169H110ZM113 167H114V166H113ZM113 167H112V168H113ZM127 167H129V166H127ZM170 167H169V168H170ZM186 167L189 168L188 166H186ZM186 167L184 166L183 170H184ZM206 167H207V168H206ZM217 167H218V166H217ZM217 167H216V169H217ZM228 167L226 166L225 168H228ZM231 167H232V166H231ZM255 167H256V166H255ZM112 168H111V170H114V169H115V167H114V169H112ZM118 168H119V167H118ZM122 168H123V167H122ZM129 168H130V167H129ZM131 168H132V167H131ZM131 168H130V169H131ZM187 168H186V169H187ZM191 168H193V169H194V168H195V169H196V168H199V169L201 168V169H202V167H198V165H196V167H191ZM191 168H190L189 170H187V172H188V171L190 172V171H191ZM234 168H235V167H234ZM263 168H264V166H263ZM39 169H40V168H39ZM43 169H45V168H43ZM103 169L106 170V169H105V166H103ZM173 169H174V168H173ZM209 169H212V170H213V167L211 166V168H210V166H209ZM216 169H214V170H216ZM219 169H220V168H219ZM219 169H218V170H219ZM223 169H224V168H223ZM223 169H222V171H223ZM229 169H230V168H229ZM229 169L226 170V171L228 172ZM232 169H233V168H232ZM41 170H42V167H41ZM122 170H123V169H122ZM132 170H133V169H132ZM164 170H167V169H164ZM171 170H172V168H171ZM196 170H198V169H196ZM212 170H211V172H213ZM253 170H255V169H253ZM257 170H258V169H257ZM100 171H101V170H100ZM102 171H103V170H102ZM107 171H109V170H106V172H105V171H104V172L107 173ZM114 171H116V170H114ZM130 171H131V170H130ZM174 171H175V169H174ZM194 171H195V170H194ZM198 171H200V170H198ZM202 171H204V167H203V170H202ZM222 171H221V172H222ZM236 171H237V170H236ZM262 171H263V170H262ZM17 172H18V171H17ZM39 172H40V170H39ZM42 172H43V170H42ZM42 172H40V173L42 174ZM109 172H111V171H109ZM109 172H108V173H109ZM181 172H182V171H181ZM209 172H210V171H208L207 174H209ZM211 172H210V173H211ZM221 172H220V174L222 175V173H224L225 170H224L222 173H221ZM233 172H234V169L232 170V173H233ZM237 172L239 173V171H237ZM237 172H236V173H237ZM241 172L243 173L242 170H241ZM258 172H259V170H258ZM258 172H256V173H258ZM263 172H264V171H263ZM263 172H261V173H263ZM100 173H101V172H100ZM121 173H123V171H121ZM134 173H135V172H134ZM171 173H172V172H171ZM174 173L178 174L177 171H175ZM174 173H172V174H174ZM192 173H193V172H192ZM192 173L190 172L189 174H192ZM201 173H202V172H201ZM213 173H214V172H213ZM228 173H229V172H228ZM228 173H227V174H228ZM236 173L233 174V177H234V175H235ZM238 173H237V174H238ZM242 173H241V174H242ZM249 173H251V172H249ZM50 174H51V173H50ZM112 174H113V173H112ZM116 174H118V172H116V173L113 174V175H116ZM179 174L182 175V173H179ZM193 174H195V173H193ZM203 174H206V171H205V173H203ZM227 174H225V177H224V178H226ZM230 174H231V170H230ZM241 174H239V176H241ZM253 174H254V173H253ZM107 175H108V174H107ZM119 175H121V174H118L117 176H119ZM198 175H200V174H198ZM201 175H202V174H201ZM209 175H210V174H209ZM215 175H216V174H215ZM221 175H218L219 178H220ZM228 175H229V174H228ZM248 175H250V174H248ZM248 175H247V177H248ZM255 175H257V174H254L253 176H255ZM259 175H260V174H259ZM262 175H263V174H262ZM110 176H111V175H110ZM144 176H146V178L148 177L147 175H144ZM230 176H231V178H232V174H231ZM230 176H229V177H230ZM235 176H236V175H235ZM237 176H238V175H237ZM242 176H243V175H242ZM250 176H252V174H251ZM250 176H249V177H250ZM15 177L17 178V176H15ZM38 177H39V176H38ZM175 177H177V179L180 178V177L178 178V176H175ZM191 177H192V181H193V178H194L193 175H192ZM210 177H211V175L209 176V178H207V175H206V177L204 176V178L198 176V177H197V180H196V181L194 180V181H195V184L198 185L199 183H201V185L203 186V189L209 187V188H208V189H209L208 192H211V193H212V191L214 190V189H213L214 187L211 186V184H212L211 181H212V180L215 181V179H214V177H213V178H210ZM247 177L245 176V178H247ZM249 177H248V178H249ZM256 177H257V176H256ZM256 177H255V178H256ZM263 177H264V175L262 176V178H263ZM105 178H106V177H105ZM184 178H185V177H182L183 181H185ZM206 178H207V179H206ZM217 178H218V177H217ZM222 178H223V176H221L220 180H223ZM227 178H228V177H227ZM234 178L236 179V177H234ZM248 178H247V179H248ZM251 178H252V177H251ZM255 178H254V179H255ZM260 178H261V177H260ZM21 179H22V177H21ZM21 179H20V180H21ZM174 179H175V178H174ZM229 179H230V178H229ZM232 179H233V178H232ZM232 179H231V180H232ZM238 179H239V177H238ZM238 179H237V181H238ZM241 179H242V178H241ZM243 179H244V177H243ZM243 179H242V180H243ZM20 180H19V181H20ZM26 180H27V179H26ZM38 180H39V179H37V180L35 179V183H34V187H35L36 192L39 193V194L49 195V196H51L50 194H47V193H46V194L41 193V192L37 189V184H38L37 181H38ZM103 180H104V179H103ZM152 180H153V179H152ZM224 180H225V179H224ZM233 180H234V179H233ZM233 180H232V181H233ZM251 180H252V179H251ZM262 180H263V179H262ZM262 180H261V181H262ZM16 181H17V180H16ZM41 181H42V180H41ZM43 181H44V180H43ZM43 181H42V182H43ZM46 181H47V180H45V182H46ZM95 181H96V180H95ZM98 181H99V180H98ZM177 181H181V184H182V182H183L182 180H177ZM244 181H245V185H246L245 187L247 188L248 184H246V180H244ZM244 181H243V182H244ZM247 181H248V180H247ZM252 181H253L252 183H254L256 180H255V181L252 180ZM39 182H40V181H39ZM45 182H44V183H45ZM223 182H224V181H223ZM223 182H219V181H218L219 184H220V183H223ZM228 182L230 183L229 180H227V182L225 181V183H228ZM233 182H234V181H233ZM233 182H231V183H233ZM239 182H241V181H239ZM239 182H238V184H239ZM243 182H242V183H243ZM249 182H251V181H249ZM263 182H264V181H263ZM263 182H262V184H263ZM24 183H25V182H24ZM48 183H49V182H48ZM185 183H186V181H185ZM242 183L239 184V185H242ZM259 183H260V182H259ZM96 184H98V183H96ZM101 184H102V183H100V185H101ZM177 184H178V183H175L176 186H178ZM187 184H188V182H187ZM235 184H237L236 181H235ZM238 184H237V187L239 186ZM249 184H250V183H249ZM42 185H43V184H42ZM183 185H184V187H186V184H184V182H183ZM183 185H181V190H180V188H179L180 186H178V188H177V189H179L181 192H182V190H183V189H182V186H183ZM196 185H195V186H196ZM222 185H223V184H222ZM227 185H228V184H227ZM229 185H230V184H229ZM229 185H228V186H229ZM257 185H259V184H257ZM44 186H45V184H44ZM48 186H49V185H48ZM188 186H189V184H188ZM188 186H187L186 188H190V187H191V186H190V187H188ZM210 186H211V187H210ZM220 186H221V185H220ZM228 186H227L226 188H228L227 190H230V191H229V194H230V193H232V191H234V190H232V189H230V188H232V186H236V185H232V186L230 185V186H231V187L229 186L230 188H229ZM242 186H243V185H242ZM251 186H252V185H251ZM251 186H250V188H251ZM261 186H262V185H261ZM50 187H51V186H50ZM223 187H225V186H223ZM237 187H233V188H237ZM245 187L243 186V188H245ZM254 187H255V186H254ZM42 188H43V186H42ZM53 188H54V187H53ZM92 188H93V187H92ZM98 188H99V187H98ZM173 188H174V187H173ZM175 188H176V187H175ZM198 188H199V187H198ZM220 188H221V187H220ZM239 188H241V186H239ZM243 188H242V189H243ZM184 189H185V188H184ZM200 189H201V188H200ZM217 189H219V188H217ZM251 189H253V188H251ZM254 189H256V187H255ZM263 189H264V187H263ZM175 190H176V189H175ZM185 190H186V189H185ZM198 190H199V189H198ZM201 190H202V189H201ZM224 190H225V189H224ZM231 190H232V191H231ZM236 190H237V189H236ZM245 190H246V189H244V191H245ZM176 191H178V190H176ZM186 191H187V193H188L189 190H186ZM186 191H183V192H186ZM193 191H194V190H193ZM204 191H205V190H204ZM206 191H207V190H206ZM217 191H218V190H217ZM253 191H255V190H253ZM181 192H180V193H181ZM191 192H192V191H191ZM191 192L189 191V193H188L189 197L194 196V195L197 196V194L191 195V194H192ZM223 192L227 193L228 191H223ZM239 192H241V191H239ZM250 192H251V190H250ZM211 193H210V194H211ZM218 193H219V192H218ZM241 193H243V191H242ZM244 193H245V192H244ZM251 193H253V192H251ZM30 194H31V193H30ZM30 194H29V195H30ZM55 194H56V193H55ZM85 194H86V193H84V195H85ZM177 194H179V193H177ZM200 194H201V192H200ZM205 194H207V193L205 192ZM212 194H213V193H212ZM214 194H215V191H214ZM214 194H213L212 196L214 197V199H216L215 196H214ZM227 194H228V193H227ZM229 194H228V196H229ZM235 194H236V192H235ZM249 194H250V193H249ZM253 194H254V193H253ZM183 195H185V194H183ZM186 195H187V194H186ZM190 195H191V196H190ZM232 195H233V194H232ZM243 195H244V194H243ZM250 195H251V194H250ZM53 196H54V195H53ZM179 196H181V195H179ZM195 196H194V197H195ZM204 196H205V195H204ZM207 196H208V195H207ZM226 196H227V195H226ZM244 196H247L246 193H245ZM244 196H243V198H244ZM251 196H253V195H251ZM88 197H89V196H88ZM197 197H198V196H197ZM218 197H219V196H218ZM180 198H181V197H180ZM180 198L178 197L179 202H180ZM185 198H186V197H185ZM195 198H196V197H195ZM195 198H193L192 200H194ZM210 198H211V197H210V195H209V200H211ZM236 198H237V197H236ZM245 198H246V197H245ZM249 198H250V197H249ZM37 199H38V198H37ZM50 199H51V198H50ZM86 199H87V198H86ZM183 199H184V198H183ZM186 199H187V198H186ZM197 199H198V201H199V198H196L195 200L197 201ZM212 199H213V198H212ZM214 199H213V200H214ZM217 199H218V198H217ZM227 199H228V197H227ZM232 199H233V198H231V201H230L231 203H233V202L236 200V199L234 198L235 200L233 199L234 201L232 202ZM238 199H239V198H238ZM238 199H237V200H238ZM25 200H26V199H25ZM53 200L56 202V200H55L54 198H53ZM104 200H105V199H104ZM188 200H189V199H188ZM203 200H204V197H203ZM213 200H212L211 202H214ZM221 200H222V199H221ZM225 200H226V199H225ZM228 200H229V199H228ZM60 201H61V200H60ZM102 201H103V200H102ZM184 201H187V200H184ZM189 201H190V200H189ZM189 201H187V204H188ZM196 201H194V202L196 203ZM198 201H197V202H198ZM242 201H243V199H242L241 201H237V202H242ZM245 201H246V199H245ZM249 201H250V200H249ZM249 201H247V202L249 203ZM252 201H254V200H251V202H252ZM47 202H49V201H47ZM160 202H161V201H160ZM194 202H193V203H194ZM204 202H205V200H204ZM221 202H223V201H221ZM228 202H229V201H228ZM237 202L235 201V204H236V205H237ZM63 203H64V202H63ZM90 203H91V202H90ZM184 203H185V202H184ZM184 203H183V201H181L180 204L183 205ZM190 203H191V201H190ZM215 203H216V201H215ZM252 203H253V202H252ZM44 204H45V202H44ZM56 204H57V207H58L59 205H58L57 202H56ZM93 204H94V203H93ZM102 204H103V202H102ZM106 204H107V203H106ZM106 204H105V205H106ZM196 204L199 205L198 203H196ZM196 204H195L194 206H196ZM216 204H218V203H216ZM238 204H239V203H238ZM242 204H243V202H242ZM255 204H256V203H254V205H255ZM37 205H38V204H37ZM62 205H63V204H62ZM184 205H185V204H184ZM184 205H183V206H184ZM192 205H193V204H192ZM192 205H190V206H192ZM228 205H229V204H228ZM228 205H227V206H228ZM232 205H233V204H232ZM252 205H253V204H252ZM40 206H41V205H40ZM46 206H47V205H46ZM85 206H86V205H85ZM91 206H92V205H91ZM102 206H103V205H102ZM106 206H107V205H106ZM153 206H154V205H153ZM218 206H219V205H218ZM218 206H217V209H218ZM238 206H239V205H238ZM242 206H243V205H242ZM242 206H241V207H242ZM244 206L246 207V204H244ZM249 206H250V205H249ZM49 207H50V206H49ZM60 207H62V206H60ZM97 207H98V206H97ZM109 207H110V206H109ZM109 207L106 208V209H107V210H110ZM181 207H182V206H181ZM184 207L186 208L187 206H184ZM188 207H189V204H188ZM188 207H187V209H188ZM214 207H215V206H214ZM222 207H224V206L222 205ZM232 207H233V206H232ZM39 208H40V207H39ZM44 208H45V207H44ZM50 208H51V207H50ZM88 208H89V207H88ZM144 208H145V207H144ZM192 208H193V207H192ZM198 208H199V207H198ZM198 208H197V209H198ZM220 208H221V207H220ZM220 208H219V209H220ZM233 208H234V207H233ZM243 208H244V207H243ZM246 208H247V207H246ZM256 208H257V207H256ZM58 209H59V208H58ZM60 209H61V208H60ZM60 209H59V210H60ZM78 209H79V208H78ZM82 209H83V208H82ZM96 209H97V208H96ZM182 209L184 210V208H182ZM193 209H194V208H193ZM199 209L201 210V208H199ZM199 209H198V210H199ZM207 209H208V208H207ZM223 209H224V208H223ZM235 209H236V208H235ZM238 209H239V207H238ZM252 209H255V206H254V208H252ZM47 210H48V209H47ZM49 210H50V209H49ZM83 210H84V209H83ZM117 210H118V209H117ZM146 210H147V208H146ZM226 210H227V208H226ZM230 210H231V208H230ZM236 210H237V209H236ZM239 210H241V209H239ZM245 210H246V209H245ZM245 210L243 209V211H245ZM250 210H251V209H250ZM250 210H246V211L249 213ZM86 211H87V210H86ZM86 211H85V212H86ZM88 211H89V210H88ZM93 211H94V210H93ZM93 211L91 210V213H92ZM101 211H102V209H101ZM151 211H152V210H151ZM184 211H186V210H184ZM187 211L190 212V207H189V210H187ZM187 211H186V212H187ZM194 211H197V210H194ZM194 211H193V213H194L193 216L196 215V212H194ZM215 211H216V213H217V212L219 213V211H217V210H215ZM237 211H238V210H237ZM243 211H242V212H243ZM79 212H80V211H79ZM106 212H107V214H109L108 211H106ZM109 212H110V211H109ZM163 212H164V211H163ZM188 212H187V213H188ZM200 212H201V213H200ZM231 212H233V211L231 210ZM231 212H230V214H231ZM238 212H241V211H238ZM247 212H246V213H247ZM255 212H256V211H255ZM86 213H90V212H86ZM99 213L102 214L101 212H99ZM103 213H104V212H103ZM112 213H113V212H112ZM114 213H115V212H114ZM146 213L148 214V212H146ZM184 213H185V212H184ZM184 213H183V214H184ZM187 213H186V215H187ZM197 213H198V211H197ZM202 213H203L202 211H199V214H202ZM216 213H215V214H216ZM234 213H235V210H234ZM246 213H243V214H246ZM67 214H68V213H67ZM74 214H75V213H74ZM80 214H81V213H80ZM141 214H142V213H141ZM188 214H189V213H188ZM226 214H228V212L226 213V212H224V211H220L219 215H217L216 217H218V219H220V220L222 219L221 221H226V219H227V215H226ZM236 214H237V212H236ZM239 214H241V213H239ZM239 214H237V215H239ZM256 214L258 215V213H256ZM85 215H86V214H85ZM90 215H91V214H89L88 216H90ZM105 215H106V214H105ZM113 215H114V214H113ZM184 215H185V214H184ZM186 215H185V216H186ZM190 215H191V212H190ZM234 215H235V214H234ZM237 215H236V217H237ZM251 215H252V213H251ZM44 216H45V215H44ZM66 216H67V215H66ZM82 216H83V215H82ZM98 216H99V215H98ZM101 216H102V215H101ZM126 216H128V215H126ZM139 216H140V215H139ZM139 216H138V217H139ZM188 216H189V215H188ZM191 216H192V215H191ZM196 216L198 217V219L195 218V222L192 220L195 224L193 225V223L190 222V223H192V225L194 226L193 229H194L195 231H192V228H190L192 225H191L189 228H190L191 231H192L191 234H195V235H196L197 240H195L194 235H193L192 237L194 238L193 240H195L196 242H198V248L200 247L199 244H201V247L199 248V250H198L197 248L195 249V248L193 247V245H192V244H193V241H192L191 247H193L195 250H198V251H197V252H198V255L200 254L199 257H200V260H202L201 263H202V264H205L206 261H207V258H208V257H205V255H208V254H209V255H212V254H211V253H213V252H212V247L214 246V244H216V241H218V237H219L220 235H221V236H224V235H225V236H229V235L231 234V233H230V232H231V231H230V228H233V226H232L233 224L230 223L229 221H227V224H228V225H225L224 228H219L220 231H217V228H215V226H216L217 224L215 225L214 223H211V222H212V219L209 220V219H210V216H205V215H203L202 218H201V215H199V216L196 215ZM231 216H232V215H231ZM99 217H100V216H99ZM111 217H112V216H111ZM146 217H149V216L147 215ZM204 217H205V218H204ZM222 217H224V218H222ZM239 217H241V216H239ZM239 217H237V218H239ZM247 217H248V215H247ZM251 217H252V216H251ZM69 218H70V217H69ZM88 218H89V217H88ZM88 218H87V219H88ZM93 218H96V219H97L98 217H94V216H93ZM93 218H92V219H93ZM107 218H108V217H107ZM188 218H189V217H188ZM188 218H187V219H188ZM199 218H200V219H199ZM229 218H230V215H229ZM233 218H234V217H233ZM242 218H243V220H244V216H243ZM258 218H259V217H257V220H258ZM80 219L82 220V219H85V218H80ZM80 219H79V220H80ZM124 219H125V218H124ZM129 219H130V218H129ZM145 219H146V218H145ZM190 219H191V218H190ZM231 219H232V218H231ZM250 219H251V218H250ZM77 220H78V219H77ZM79 220H78V221H79ZM90 220H91V217H90ZM93 220H94V219H93ZM100 220H101V219H100ZM104 220H105V219H104ZM107 220H108V219H107ZM125 220H126V219H125ZM133 220H134V219H133ZM135 220H136V218H135ZM139 220H141V219L139 218ZM146 220H147V219H146ZM197 220H199V223L201 222V223H200L201 226L198 225L199 223H198ZM238 220H239V219H238ZM254 220H255V219H254ZM59 221H60V219H59ZM87 221H88V220H87ZM105 221H106V220H105ZM105 221H104V222H105ZM187 221L189 222V220H187ZM232 221L234 222V220H232ZM244 221H246V220H244ZM252 221H253V220H252ZM61 222H62V221H60V225L62 226ZM85 222H86V221H85ZM98 222H99V219H98ZM98 222H95V223H96V226H97V223H98ZM104 222H103V223H104ZM123 222H125V221L123 220ZM126 222H127V220H126ZM128 222H129V221H128ZM132 222H133V221H132ZM134 222H135V221H134ZM134 222H133V224H134ZM228 222H229V223H228ZM39 223H40V222H39ZM47 223H48V222H47ZM47 223H46V224H47ZM80 223H81V221H80ZM82 223H83V224H82ZM82 223H81V224H82L83 226L86 224V223L84 224V222H82ZM91 223H92V222H91ZM103 223H102V224H103ZM106 223H107V222H106ZM179 223H180V222H179ZM190 223H189V224H190ZM236 223H237V222H236ZM242 223H243V221H242ZM246 223H247V222H246ZM250 223H251V222H250ZM253 223H254V222H253ZM253 223H252V226H253ZM92 224H93V223H92ZM92 224H91L90 226H92ZM98 224H99V223H98ZM100 224H101V222H100ZM186 224H187V223H186ZM189 224H187V225L189 226ZM209 224H210L211 226H210ZM60 225H59L58 228H60ZM86 225H87V224H86ZM86 225H85V226H86ZM230 225H231V226H230ZM235 225H236V224H235ZM246 225H248V224H246ZM249 225H250V224H249ZM88 226H89V225H87V227H88ZM102 226H103V225H102ZM134 226H135V225H134ZM236 226H237V225H236ZM250 226H251V225H250ZM252 226H251V227H252ZM92 227H95V226H92ZM92 227H91V228H92ZM104 227L106 228V226H104ZM227 227H228V228H227ZM248 227H249V226H248ZM251 227H250V228H251ZM253 227H254V226H253ZM61 228H62V227H61ZM63 228H64V227H63ZM65 228H66V227H65ZM84 228H86V227H84ZM91 228L89 227V229H91ZM97 228H98V227H97ZM257 228H258V227H255L254 229H257ZM15 229H17V228H15ZM86 229H87V228H86ZM99 229H101V228L99 227ZM133 229H134V228H133ZM190 229H188L189 232H190ZM243 229H244V226H243ZM30 230H31V228H30ZM72 230H73V229H72ZM92 230H93V228H92ZM137 230H138V229H137ZM226 230H227V231H226ZM231 230H233V229H231ZM237 230H238V228H237ZM246 230L249 231L248 228H246ZM251 230H252V229H251ZM36 231H37V230H36ZM59 231H61V230L59 229ZM65 231H66V230H65ZM69 231H70V230H69ZM98 231H99V230H98ZM98 231H97V232H98ZM110 231H111V233H112V230H110ZM133 231L135 232V230H133ZM77 232H78V231H77ZM85 232H86V231H85ZM89 232H90V231H89ZM93 232H95V231H93ZM99 232H100V231H99ZM102 232H104V231H102ZM193 232H194V233H193ZM252 232H253V230H252ZM23 233H24V232H23ZM40 233H41V232H40ZM54 233H55V232H54ZM54 233H53V234H54ZM60 233H62V231H61ZM63 233H64V232H63ZM71 233H72V232H71ZM71 233H70V234H71ZM95 233H96V232H95ZM135 233H136V232H135ZM139 233H141V232L139 231ZM143 233H144V231H143ZM143 233H142V234H143ZM236 233H237V232H236ZM236 233H234V230H233V234H236ZM250 233H251V232H250ZM55 234H56V233H55ZM68 234H69V233H68ZM68 234H67V235H68ZM90 234H91V233H90ZM92 234H93V233H92ZM239 234H241V237H242L243 234L245 235V233H242V232L239 233ZM22 235H23V234H22ZM27 235H28V234H27ZM74 235H76V233H75ZM74 235H73V236H74ZM78 235H80V234H78ZM78 235H77V236H78ZM88 235H89V234H88ZM94 235H96V234H94ZM94 235H93L92 238H94ZM112 235H113V233H112ZM144 235H145V234H144ZM218 235H219V236H218ZM236 235H237V234H236ZM236 235H234V236H236ZM19 236H20V235H19ZM19 236H18V237H19ZM41 236H42V235H41ZM53 236H54V235H53ZM65 236H66V235H65ZM77 236H76V237H77ZM246 236H247V235H246ZM249 236H250V235H249ZM26 237H27V236H26ZM30 237H31V236H30ZM61 237H62V236H61ZM79 237H80V236H79ZM100 237H101V236H100ZM142 237H144V236H142ZM237 237L239 238V235H238ZM237 237H236V238H237ZM244 237H245V236H244ZM37 238H38V237H37ZM71 238H72V237H71ZM73 238H74V237H73ZM73 238H72V240H73ZM104 238H105V236H104ZM146 238H147V237H146ZM238 238H237V239H238ZM32 239H33V238H32ZM67 239H68V237H67ZM75 239H76V241L78 240L77 238H75ZM105 239H106V238H105ZM107 239H108V238H107ZM139 239H141V238L139 237ZM232 239H234V238L232 237ZM237 239L235 240V244H236ZM239 239H241V238H239ZM247 239H248V237H247ZM16 240H17V239H16ZM34 240L36 241V239H34ZM20 241H21V240H20ZM80 241H81V240H80ZM99 241H100V240H99ZM111 241H113V240L111 239ZM250 241H251V239H250ZM77 242H78V241H77ZM5 243H6V240H5ZM40 243H41V241H40ZM66 243L68 244V240H66ZM66 243H65V244H66ZM95 243H96V241H95ZM100 243H101V241H100ZM104 243H105V240H104ZM104 243H101V245L104 244ZM107 243H108V241H107ZM122 243H123V241H122ZM143 243H144V241H143ZM10 244H11V243H10ZM26 244H27V243H26ZM33 244H34V243H33ZM33 244H32V246H33ZM78 244H79V243H78ZM96 244H98V243H96ZM110 244H111V243H110ZM119 244H120V243H119ZM137 244H138V243H137ZM237 244H238V241H237ZM251 244H252V243H251ZM56 245H58V244H56ZM68 245H69V244H68ZM75 245H76V244H75ZM122 245H123V244H122ZM122 245H121V246H122ZM152 245H153V244H152ZM204 245H205V246H204ZM238 245H239V247H238V250L236 251L237 253L235 252L236 254H234V255H236V256H234L233 258H230V257L228 256V252H229V251H228V249L224 248L222 251H221V250H220V251H217V252H219V254H221V256L219 255L218 258H216V257H217V256H216L215 258L212 259L213 261H211V258H212V257H211V258L209 257L208 259H209L211 262H209V260H208L209 263L207 262V264H241V261H242L243 258H244V256L242 255V253H243L242 251H243V249H245L246 247H248V246H247L246 238H245L244 240H243V238H242V240H239V244H238ZM248 245H249V244H248ZM0 246H2V245L0 244ZM25 246H26V245H25ZM61 246H62V244H61ZM66 246H67V245H66ZM70 246H71V245H70ZM70 246H69V247H70ZM94 246H95V245H94ZM98 246H99V245H98ZM98 246H97V247H98ZM110 246H111V245H110ZM137 246H138V245H137ZM195 246H197V245H195ZM250 246H251V245H250ZM21 247H22V246H21ZM21 247H20V248H21ZM28 247H29V245H28ZM56 247H58V246H56ZM72 247H74V245H73ZM118 247H120V245L117 246V248H118ZM123 247H124V246H123ZM17 248H18V246H17ZM29 248H30V247H29ZM32 248H33V247H32ZM34 248H35V250H36V247H35V246H34ZM38 248H40V247H37V249H38ZM70 248H71V247H70ZM101 248H102V247H101ZM101 248H100V249H101ZM106 248H107V247H106ZM109 248H110V247H109ZM235 248H237V247H235ZM3 249H4V246H3ZM24 249H25V248H24ZM71 249H72V248H71ZM102 249H103V248H102ZM104 249H105V248H104ZM107 249H108V248H107ZM107 249H106V250H107ZM111 249H112V247H111ZM115 249H116V248H115ZM121 249H122V247H121ZM121 249H120V250H121ZM123 249H125V248H123ZM135 249H136V248H135ZM4 250H5V249H4ZM29 250H30V249H29ZM41 250H42V249H41ZM69 250H70V249H69ZM113 250H114V249H113ZM113 250H112V251H113ZM116 250H117V249H116ZM137 250H139V249H137ZM234 250H236V249H234ZM45 251H46V250H45ZM103 251H104V250H103ZM107 251H108V250H107ZM107 251H106V253H107ZM118 251H119V250H118ZM122 251H123V250H122ZM122 251H121V252H122ZM246 251H247V250H246ZM12 252H13V251H12ZM19 252H20V251H19ZM110 252H111V251H109V253H110ZM133 252H134V251H133ZM133 252H132V253H133ZM139 252H140V251H139ZM157 252H159V251L157 250ZM194 252H195V251H194ZM244 252H245V251H244ZM0 253H1V251H0ZM42 253H44V252L42 251ZM111 253H113V252H111ZM119 253H120V252H119ZM135 253H136V252H135ZM135 253H134V254H135ZM19 254H20V253H19ZM44 254H45V253H44ZM47 254H49V253H47ZM47 254H46V255H47ZM136 254H138V253H136ZM188 254H190V253L188 252ZM40 255H41V254H40ZM52 255H53V254H52ZM102 255H103V254H101V256H102ZM109 255H110V254H106L105 256L108 257ZM111 255H112V254H111ZM139 255H140V254H139ZM17 256H18V255H17ZM19 256H20V255H19ZM19 256H18V258H19ZM119 256H120V254H119ZM132 256H133V255H132ZM212 256H214V255H212ZM34 257H35V256H34ZM103 257H104V256H103ZM106 257H105V258H106ZM129 257H131V256H129ZM21 258H22V257H21ZM35 258H36V257H35ZM38 258H39V256H38ZM45 258H47V257L45 256ZM49 258H50V257H49ZM54 258H55V257H54ZM105 258H103V259H105ZM108 258H109V257H108ZM110 258H111V257H110ZM114 258H115V257H114ZM134 258H135V257H134ZM139 258H140V257H139ZM139 258H138V259H139ZM141 258H142V257H141ZM143 258H144V257H143ZM245 258H246V256H245ZM245 258H244V259H245ZM15 259H16V258H15ZM129 259H132V258H129ZM135 259H136V258H135ZM205 259H206V261H205ZM241 259H242V260H241ZM23 260H24V259H22V261H23ZM49 260H50V259H49ZM51 260H52V259H51ZM106 260H107V259H106ZM112 260H115V259H112ZM123 260H125V259H123ZM126 260H127V259H126ZM132 260H133V259H132ZM142 260H144V259H141V261H142ZM203 260H204V261H203ZM25 261H26V260H25ZM27 261H28V260H27ZM42 261H43V260H42ZM107 261H108V260H107ZM107 261H106V262H107ZM110 261H111V260H110ZM133 261H134V260H133ZM135 261H136V260H135ZM246 261H247V260H246ZM33 262H34V260H33ZM119 262H120V261H119ZM138 262H139V261H138ZM145 262H146V261H145ZM149 262H150V261H149ZM149 262H148V263H149ZM24 263H25V262H24ZM30 263H31V262H30ZM52 263H53V262H52ZM108 263H109V261H108ZM108 263H106V264H108ZM125 263H126V262H125ZM131 263H132V262H131ZM243 263H244V261L242 262V264H243ZM28 264H29V263H28ZM48 264H51V263L49 262ZM109 264H110V263H109ZM112 264H114V262H113ZM123 264H124V263H123ZM127 264H128V263H127ZM129 264H130V263H129ZM133 264H134V262H133Z\"/></svg>",
    "mask_w": 264,
    "mask_h": 264
}]
</instances>
